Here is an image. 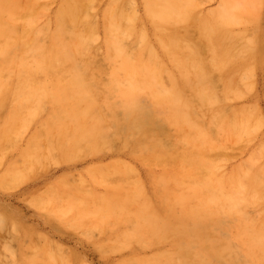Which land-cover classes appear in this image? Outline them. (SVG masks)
<instances>
[{"label": "bare ground", "instance_id": "bare-ground-1", "mask_svg": "<svg viewBox=\"0 0 264 264\" xmlns=\"http://www.w3.org/2000/svg\"><path fill=\"white\" fill-rule=\"evenodd\" d=\"M37 0H0V112L1 111H4L5 109H6V111L3 113V115L0 117V146L3 144V142H4V140L6 141V144H4L3 146H1L2 148H5V146H7V147H9L8 146V142H9V145H11L13 148L15 147V145L16 146H18V144H19V142H17L16 140H14L13 142H11L12 141V139H13V137H12V133L15 131V130H17L18 128H19V126L17 127V124L18 123H21L22 125H26L27 124V122H28V120H29V116H28V118L27 117H23L22 115H21V111H23L24 109L23 108H21V107H24L25 105L27 106L28 104V106L30 107H32L33 105H34V107L30 110V114H31V119H32V121H33V119H35V116L38 114L39 115V113L41 112V110H42V112H44L43 111V109L45 110L46 109V107H44V106H47V102L49 101V102H52L53 104H54V107H55V109H53L52 111H54L53 112V114H52V116H50L49 114H51V112L49 113V114H47L48 116H50L51 118H53L54 120H52V121H56L57 119L59 120L60 119V117H62L60 114H62L63 115V117L62 118H64V113L65 114H67V115H69V116H71L73 119H76V129H75V127L73 126V123H74V121L72 120V122H71V124H70V126L72 127V128H74L75 129V131L74 130H68V128L70 129V127H69V124H68V128H67V123H69V122H67L70 118H67L66 117V119H65V124H66V127H65V129L67 128V130L69 131L68 133H70V135H67V136H70V140H71V143H73V145L70 143V142H67V137L65 136V137H63L64 135H61V136H59V134H61V133H59V132H57V133H59L58 134V137L56 136L57 134H55V138H54V140L55 139H57L58 138V141L61 143V145L63 144L64 145V143H62L61 142V139H63L62 141H65V144H66V142L67 143H70L71 145V147L69 148V150L68 151H73V150H76L78 147H83L82 145V143H81V138L82 137H85V140H84V143H85V145H87V143H86V139L88 140V138H86L87 137V135H91V139L88 141V145L89 146H87V148H91V151L88 153L87 151V155H90V153H92V150H94V149H92V148H94L95 146H99V148L102 150L103 148H102V145H103V147L105 146L102 142H103V140L101 141L100 140V142H101V145L100 144H98L99 143V141H98V139H96L97 141L95 142V141H91L92 140V138H93V140L96 138L95 136H97V138H98V135H99V130H101L102 131V137H104L103 139H105L104 141L106 142V140H107V138H108V140L110 139L111 140V136H113V135H111L112 133L114 134L115 133V131H117V128H116V130L114 131V132H112L110 135L111 136H108L107 134H108V132L110 133L111 131H108V132H105V131H103L102 129H103V127H104V129L107 131V128H105V127H112L113 125H111L112 124V122H110V124H109V126H107V124L109 123V122H107L108 120H109V118H111L110 117V115H111V112H110V115H109V118L108 117H106V118H104L105 117V115L107 116V112H105V113H103L104 114V116L101 114L102 113V105H103V103H101V105H100V101H98L96 98H98L99 96L98 95H100V93H98V95H97V97L95 96L96 95V91L97 90H99V84H102V82H101V80H100V82L98 83V81L97 82H95V83H98L97 84V86L99 87V88H97L96 89V91H95V88H94V85L95 84H93V82L96 80V79H94V78H92V77H90V76H87V74L86 73H88L87 71H89V70H98V67H95V68H90L91 66H92V64H95V66H101V64L103 63L102 61H100L102 58H100L99 59V62L97 61V58H98V56H96L95 54H96V52L99 50V48H100V46H99V48H97V49H95V47H98L97 46V44H96V46H94V44H93V46H92V44H90V42H92L91 40H92V38H93V35H94V31L92 30V25H93V28H96L95 26H97V25H95V23H96V21L95 20H97V18L96 19H94L93 18V21H95V23L93 22V21H91V22H93L92 23V25H90V27L91 28H88L89 27V25L87 24L88 22L87 21H89L90 20V16H92L93 14H94V12H92V13H88L89 14V19H87V21L85 20V22H87L86 24H87V27H86V29H87V31H86V29H85V25L86 24H81V25H84V26H80V28L81 29H77V26H79V21H81V23L83 22V20H82V18H81V16L80 15H82V14H84V16L86 15H88V14H85L84 12H86V11H88V10H85V11H82V14H80L79 15V12H81V10H84V8L82 7V6H84L83 4H82V2L80 3V0H62V3H59V5L60 6H58V7H60V10L59 11H57V10H55V12L57 13L56 14V17H55V26L52 28V30H49V24H48V20H47V18H46V20H47V22L45 21V23L43 24L42 23V25H41V27H37V25H36V20H37V18H38V10H37V8H38V6H40L41 7V2H43L42 0H41V2H40V0L39 1H37ZM91 1V0H90ZM90 1H88V2H90ZM93 1L94 0H92V2H90V3H92V4H90L91 6L92 5H94V4H96L95 2H94V4H93ZM96 1V0H95ZM98 1V0H97ZM101 1V0H100ZM113 0H111V2H112ZM118 1H121V0H118ZM117 1V2H118ZM126 1V0H125ZM144 1V8H145V18L147 19V20H149L153 25H154V30H155V34H156V36H154V37H156V39H157V41H158V44H160V46H161V48H162V50L161 51H163V57L161 58L160 56H159V54H157V52H156V50H155V48L148 42L149 40L147 39V37H146V35H145V33L143 32V31H140V29H139V31L138 32H135V34L138 36V40H139V45L136 43V45H138V46H135L134 47V51H131L130 52V49L128 50L127 48L129 47V48H131L132 46H129L127 43H128V39H126V38H128V37H126V36H128L129 34H132V32L135 30L134 28V25H135V23H134V25L132 24V22H134V21H132L133 19H135L137 16H138V11H137V16L135 17V15L133 16V14H130V11L128 10L129 8H127L128 7V5H126L125 3H124V6H126V8H127V10L129 11H123L122 10V7L120 6V8H119V4L117 3V2H112L111 3V7H112V9L110 8H108V6L110 5V1H109V3H108V5H107V8L106 7H104V15H105V13H106V15H107V12L109 13V11H106V10H117V8L118 9H121L123 12H125V13H120L119 11L118 12H115V13H113V11H112V13H111V17L110 18H107L106 17V15H105V20L108 22H106L104 19V21H105V23L107 24L106 26H103V27H105V31L104 32H106V35L104 36V37H106V39H107V43H106V41H105V43L107 44V46H105L106 48H108V52H106V53H110V55H111V58L112 59H114V60H116V61H114V63H115V65L113 66V68H112V70H111V72H110V76L108 77V83H107V87H108V93H106V92H103L104 91V86H106L105 85V83H104V86L102 85V87L101 88H103V90H102V92H101V88H100V90H99V92H101V93H106V97H105V100L103 99L104 98V96H103V98L101 97V99L100 100H102L101 102H103V100H104V102L107 100L108 102H107V104H108V106H110V108H113V107H111V103H112V100H115V102H117V101H119V103H116V106L117 107H119L120 108V106L122 105L123 106V109H124V111H125V113L126 114H124L123 113V111H122V113H123V115L126 117H122V118H125V120H126V122H125V120L123 121L122 119H119V120H122L123 122H121L120 121V123H123L124 124V122L125 123H127V125L128 126H126V125H124V126H126L127 128L129 127L130 129H127L126 131L128 132V133H126L127 134V136L129 135V133L131 132L130 130H131V128H132V131H133V133L131 132V134H135L134 132H137L136 133V135H138L139 133H140V135H141V137H139V139H140V141L139 142H137V144L138 145H136L137 147H138V150H137V147H136V150L137 151H140L139 153H137V152H133L134 154H140V155H143V156H145V157H143V156H141V158L143 159H145L146 158V155H147V157L149 158V160H151L150 162H152V161H154V163H155V161L156 162H160V163H162V165H165V167L164 168H167V165H168V160H170V158L172 159V162L171 163H173L174 165H176V168H177V171L176 172H174V170H171L172 168H170V170L169 171H166V172H163V175H161L160 177H159V180H158V183H157V179H156V184L157 185H163L164 184V182H166V180H168V179H173L174 180V183L173 182H171L172 180H170V182L171 183H173V186H175L174 184H176V186H179V188L181 187V191L180 192H177V191H175V189H177L178 187H173V186H171V185H168L167 183L169 182V180L166 182V184H164L163 186L164 187H161V189L159 190V189H156V190H158L159 191V195L161 196V197H163L162 199L164 200H169V202L168 201H165V202H161V203H163V205L165 206V204L166 203H168V206L166 205V207H164L162 204H161V206L162 207H160L163 211H164V213L166 214L167 212L169 213H167V215H168V218L170 217V213L172 214L171 216H172V221H173V219L175 218V212L176 211H178L179 212V214H177L178 215V217H179V219L181 220V222H177V221H179V220H177L178 219V217H176L175 218V220L173 221L174 223L173 224H175V221H176V223L177 224H180V225H178L179 227H177L178 228V231H180L181 230V232H185L184 230H188V231H190V233H191V231H193V233L194 234H196V235H198L199 233H202L203 231H205V229L207 228V230L209 229V226H212V227H215V228H217L218 230H216V232H218L219 234H220V236H222L221 234H223V231H220L219 232V230L221 229V230H224L225 228H227V226H225L226 224V222L225 221H227V219H229V218H227V216L228 215H232V217H233V220H234V218L236 217V216H233V215H236V214H240V213H242L243 211H244V208H243V206L244 207H247L246 206V204H248L249 205V203H253V201L254 202H258V201H261L262 203L264 202V186H263V188L262 187H260L261 185H263L264 183H261L262 181H260V183H259V180H258V178H259V176L260 175H263L264 176V167H261V168H258V166L259 165H261V164H257V168L259 169L258 171H256L257 170V168H255V171H256V173H254V172H252V173H250V174H246V175H244V173L246 172V170L244 171V173H243V175L244 176H242V173L240 172V170L239 169H242V168H238L236 165L235 166H233V167H231L232 169V171H231V173H230V171L228 170V172H229V175H227L226 177H223V176H219L218 174H217V171H216V169H217V166L218 165H216V163H215V161H213L214 159H216V157H215V155H217V154H214L213 156H210V154L211 153H209L210 152V150H211V152H214L215 151V149H219V148H217L216 146L218 145V143H217V141H216V143L214 142V141H212V138L210 137V134H209V129L211 130V127L213 126V124L215 123V121L216 120H214V122L212 121H210L209 120V114H210V119L213 117V116H211V115H214V113L212 112V111H209V107H207V109H205L204 110V108H202L203 106L202 105H207L208 103L205 101V100H209V102H210V100H215V101H217V103H219L218 101H219V99H220V97L219 96H217V95H219L218 93L216 94V92L215 91H217V89H219V88H217L216 89V87H218V86H215L214 85V81H215V79L217 80L218 79V81H216V84H217V82H219V80H222L225 76H223V78L221 79V76H220V73L219 72H217V70L215 71V72H217V73H219L218 74V76H220V77H218L216 74H213L214 73V70H213V66H214V68H220V69H218V70H221V68H224L223 66L224 65H226L225 67L227 68V65H228V67H229V62H230V60H231V58H233L232 60H234L236 63H240V61L242 62V60H244V57H245V55H242L243 53V51L241 52V54H239L238 55V60H240V55H241V59L242 60H240V61H236L237 60V58L235 59L234 57H236V54H234L233 55V53H238V50H237V47L236 48H234L233 47V45L235 46L236 44H238V42L236 43V44H232L234 41H232V36H230V37H232V38H230V37H228V35L226 34L227 32H226V30H229L228 31V33L230 32V29H228V26H233L232 24L233 23H235V22H237V21H239L240 20V17L241 16H243V14H245V13H247V12H250V10L249 11H246L245 9H244V7L243 8H241L240 6H230V5H228V6H230V7H224L225 5H226V3H225V5L223 6L221 3H224L223 1H219L220 2V4L223 6L222 8H220L221 6H218L219 7V12L217 13V16H216V14L214 15V13H216V12H214V10L213 9H215V7H213V8H211L213 11H212V13H209L208 11H206L208 14H210V15H212V16H210V18L211 17H213V19L211 18L210 20H206V19H208V17L209 16H205V18H201V17H199L200 16V14H201V12H200V10H199V14H197L198 16H194L193 17V11H194V7H193V5H191V3H189V0H143ZM195 1V0H194ZM196 1H200V0H196ZM194 2V3H196V4H194L193 2V4L194 5H197L198 6V3L197 2ZM225 1H227V0H225ZM229 2L231 1V0H228ZM227 1V2H228ZM233 1V0H232ZM36 2V3H35ZM47 2V1H46ZM130 2H131V0H130ZM247 2H249V1H247ZM251 2V1H250ZM252 2H253V0H252ZM257 2V1H256ZM256 2H254V3H256ZM259 2V1H258ZM37 3H38V5H37ZM45 3V2H44ZM123 3V2H122ZM43 4V3H42ZM46 4V3H45ZM80 4H82V6L80 5ZM86 4V3H85ZM131 4H133V3H130V5ZM35 5H37V7L35 8ZM47 5L49 6V3L47 2ZM47 5H45L46 7H47ZM99 5V4H98ZM129 5V7H131ZM199 5H200V3H199ZM234 5V4H233ZM246 5V7H247V4H245ZM249 5H250V3H249ZM248 5V6H249ZM96 7H97V5H95ZM123 6V8H125ZM135 6H137V4H136V2H135ZM242 6V5H241ZM251 6V5H250ZM257 6H259V4L257 5ZM40 7H39V9H40ZM45 7V8H46ZM57 7V8H58ZM82 7V9L80 10V8ZM84 7H86L87 8V5H85ZM89 7V6H88ZM96 7H95V9H96ZM245 7V8H246ZM134 9H136L135 7H133ZM196 8H198V7H196ZM261 6H260V10H259V12L261 11ZM44 9V8H43ZM88 9V8H87ZM90 10H92L91 9V7L89 8ZM247 9V8H246ZM46 10H48V12H49V9H47L46 8ZM130 10H131V13L133 12V9H131L130 8ZM197 10V9H196ZM252 10V9H251ZM257 10H258V8H257ZM40 11L42 12V10L40 9ZM93 11H95V10H93ZM216 11H218L217 10V8H216ZM40 12V16H43V15H41V14H43V13H45V15L44 16H46V14H48L47 12H45V10H43V13H41ZM195 12V11H194ZM197 12V11H196ZM214 12V13H213ZM251 12H253V11H251ZM255 12V11H254ZM253 12V13H254ZM257 12V14H259L258 13V11H256ZM126 13L128 14V15H126ZM90 14H92V15H90ZM203 14V13H202ZM250 14V13H249ZM255 14V15H254ZM253 15L256 17V18H258V16H256V13H254ZM95 15L97 16V14H96V12H95ZM204 15V14H203ZM250 15H252V13L250 14ZM85 16V17H86ZM94 16V15H93ZM109 16V15H108ZM216 16V17H215ZM253 16V17H254ZM47 17V16H46ZM85 17H83V19L85 18ZM133 17H135V18H133ZM139 17V16H138ZM255 17H254V19H252L253 21H256L255 20ZM43 18V17H42ZM133 18V19H132ZM192 18V19H191ZM194 18V19H193ZM246 18V17H245ZM245 18H243L244 20H245ZM41 19V18H40ZM44 19V18H43ZM48 19H49V17H48ZM79 19V20H78ZM81 19V20H80ZM107 19H110V20H107ZM186 19H190V20H195V21H197V22H200L201 24H203L204 25V27L201 25V26H198L199 25V23H198V25H195L196 27H198V29H199V27H200V29H202L203 28V31H202V33H200V35H199V38L201 37V35L203 36V37H201L200 38V40H202V38L203 39H205L206 41H207V38H204V36L206 35H208L210 38L209 39H213L214 38V40L217 38V40H220L221 41V39L220 38H222V34L221 33H224L225 32V34L227 35H225L226 36V38L225 39H227V38H229V40L227 39V40H223L224 42V46H225V44L228 42V44L230 45V46H228V44H226V49L229 47H231V45H232V49L234 48V49H236L237 50V52H236V50H235V52L232 50V51H230V53L228 52V50H226V49H224L225 47L223 46V47H221L222 49H220V45L218 46V45H216L217 44V42H216V44H215V46L218 48L217 50H215L216 48H214V49H212L213 51L215 50V52L216 53H210L211 55H212V57H213V55H214V60H213V62H212V65L210 64V61H209V59H208V57H207V59H208V61H209V66H212L211 67V69H212V74H211V71L209 70V69H207V64H206V62H208L207 61V59H206V62L204 63V61H205V59L204 58H206L205 56L203 57V59H202V61L201 60H194L195 58H192V59H190V57H188L187 55H184V54H182L181 53V51H179V41H178V36L180 35V34H178L176 31H174V28L172 27V29L171 28H169V27H171V22H180V21H183V20H186ZM247 19V21H246V23L249 21V23H250V17H249V20H248V18H246ZM38 20H39V18H38ZM77 20H78V24L76 23L77 22ZM122 20H123V22L125 21V20H127V22L129 23V25L128 24H126L125 22H124V24H126V26L125 25H123V23H122ZM136 20V19H135ZM264 20V19H263ZM21 21V22H20ZM40 21V20H39ZM38 21V22H39ZM243 21V20H242ZM259 20H257V22H258ZM21 24H20V23ZM37 22V23H38ZM91 22L89 21V24H91ZM252 22V21H251ZM48 25H47V24ZM84 23V22H83ZM150 23V24H151ZM187 23H192L193 24V26H194V24L196 23H193V22H189V21H187ZM20 24V25H19ZM73 24V25H72ZM77 24V25H76ZM151 24V25H152ZM173 24V23H172ZM179 24V23H178ZM178 24H177V26L176 27H178ZM183 24V23H182ZM182 24H180V25H182ZM188 24V25H189ZM231 24V25H230ZM253 24V23H252ZM257 24V28L259 27L258 26V23H256ZM260 24H261V22H260ZM264 24V23H263ZM45 25V26H44ZM46 25H47V27H46ZM72 25V26H71ZM104 25V24H103ZM123 25V26H122ZM179 25V26H180ZM188 25H186L185 23H184V28H186ZM238 25H240V24H238ZM241 25H243V23L241 24ZM43 26V27H42ZM52 26H53V24H52ZM136 26V25H135ZM140 26V25H139ZM183 26V25H182ZM181 26V27H182ZM192 26V25H191ZM255 26V25H254ZM261 26H262V24H261ZM83 27H84V29L85 30H83ZM137 27V26H136ZM181 27H180V29H181ZM227 27V28H226ZM240 27V26H239ZM256 27V26H255ZM254 27V28H255ZM139 28V27H138ZM189 28H192V27H189ZM226 28V29H225ZM233 28V27H232ZM248 28V27H247ZM254 28H252V30H246L245 32H247V31H250V34L251 33H253V32H251V31H253V30H255ZM261 28V27H260ZM91 29V30H90ZM97 29V28H96ZM95 29V34L96 33H98V32H96L97 30ZM177 29V28H176ZM179 29V28H178ZM197 29V30H198ZM199 29V30H200ZM81 30V31H80ZM171 30H173V31H171ZM181 30H183V29H181ZM188 31L190 30V29H187ZM196 30V31H197ZM236 30L237 31H240V30H238L237 28H236ZM243 30V29H242ZM43 31L45 32V34H41V33H43ZM86 31V32H85ZM184 32H185V30H183ZM183 31H181V32H183ZM190 31H194V28L192 29V30H190ZM200 31V32H201ZM232 31H234V29L233 30H231V32ZM237 31H235V33L237 32ZM180 32V33H181ZM204 32V33H203ZM255 32H256V30H255ZM254 32V33H255ZM188 33H190V34H188V35H191L192 34V39L194 38L193 37V35H194V33L192 32H188ZM238 33V32H237ZM242 33H244L243 31H242ZM241 33V34H242ZM258 33V32H257ZM262 33V32H261ZM105 34V33H104ZM183 34H185V33H183ZM186 34H187V31H186ZM185 34V35H186ZM198 34H199V32H198ZM203 34H205V35H203ZM40 35V36H39ZM41 35L42 36H46V38L47 37H49V39H50V43L47 45L46 43L45 44H42V43H40L41 41H42V39H40V41H39V38L41 37ZM188 35H186V38H187V40L186 41H188ZM233 35V34H232ZM235 36V39L234 40H236V36H237V34H234ZM239 35V34H238ZM257 35V34H256ZM198 36V35H197ZM196 36V37H197ZM241 36L242 35H240V38H237V39H239L238 41H241L240 43H242V41L244 42V37H242L243 39L242 40H240L241 39ZM253 36H255L254 34H253ZM126 37V38H125ZM131 37V36H130ZM216 37V38H215ZM237 37H239V36H237ZM250 37V39H251V37H252V34H251V36H249ZM45 37L43 38V39H46ZM184 38V37H183ZM182 38V36H181V38L179 37V39H183ZM191 38V37H190ZM48 39V38H47ZM126 39V42L124 41ZM131 39V38H130ZM156 39H155V41H156ZM198 40V38H195V40ZM211 39V40H212ZM224 39V38H223ZM253 39V38H252ZM251 39V40H252ZM257 38H255V40H256ZM99 39H97V41H98ZM191 39H189V42H190V44H192L191 45V47L194 45L193 43L195 42L194 40V42L192 43L191 41H190ZM200 40H198L199 41V43H200ZM214 40H212L211 41V44L213 43V41ZM232 42H231V41ZM245 40H247V38L245 37ZM249 40V39H248ZM254 40V39H253ZM96 41V42H97ZM134 40H133V38H132V41L131 42H129V43H131V44H135L134 42H133ZM151 41V40H150ZM182 40H180V42H181ZM183 41H184V39H183ZM219 41V42H220ZM230 41V42H229ZM250 41V40H249ZM258 41H260V40H258ZM128 45V47L126 48V46H125V43ZM133 42V43H132ZM204 42V41H203ZM203 42L199 45V47L202 49V50H204V52L203 53H200V51H199V49H198V51H199V53L200 54H204L205 53V45H206V43L203 45ZM254 42V41H253ZM255 42H257V41H255ZM93 43V42H92ZM95 43V42H94ZM198 43V42H197ZM195 44V45H197V48H199L198 47V44ZM207 43H209V42H207ZM223 43L221 44V46L223 45ZM231 43V44H230ZM235 43V42H234ZM240 43L238 44L239 46H240ZM90 44V47L92 46L95 50H97L96 52H94V55H92L93 53L91 52L90 53V57H91V55H92V59H90L88 56V54H87V50L88 49H90V47L88 48V45ZM214 44V43H213ZM218 44H220V43H218ZM260 44V43H259ZM181 45H185V42L183 43V42H181V44H180V49L181 48H183V47H181ZM195 45H194V47H195ZM245 45H247V43L246 44H244V47H243V50H244V52H245V49H246V47L247 46H245ZM248 45H249V43H248ZM188 46V45H187ZM187 46H186V48H187ZM203 46H205V47H203ZM207 46L209 47V44H207ZM211 46V45H210ZM215 46H213L212 45V47H215ZM242 46H243V44H242ZM242 46H240V47H238L239 49L241 48L242 49ZM249 46H251V45H249ZM253 46H254V44H253ZM260 46V45H259ZM159 47V46H158ZM203 47V48H202ZM207 47V48H208ZM212 47H209L210 48V50H208L206 53H208L209 51H211V48ZM262 48H264L263 46H261ZM160 48V49H161ZM185 48V47H184ZM184 48H183V51H184ZM196 48V47H195ZM194 48V49H195ZM205 48V49H204ZM245 48V49H244ZM252 49L254 48V47H251ZM92 49V48H91ZM91 49H90V51H91ZM136 49V50H135ZM200 49V50H201ZM220 49V50H219ZM251 49V51H252V53L251 54H255V53H253L254 51V49L252 50ZM196 50V49H195ZM219 50V51H218ZM248 50H250L249 48H247L246 49V52H248V54H249V56L251 55L250 54V52L248 51ZM89 51V50H88ZM92 51H94V50H92ZM240 51V50H239ZM256 51V50H255ZM262 51V50H261ZM85 52H86V54L88 55H85ZM100 52V51H99ZM146 52V53H145ZM231 52H233L232 54H231ZM245 52V53H246ZM196 53H197V51H196ZM145 54H147L148 55V58H146V57H144L145 56ZM189 54H191L192 55V53H189ZM84 55V56H83ZM109 55V54H108ZM108 55H107V57H108ZM190 55V56H191ZM85 56H87V59H86V57ZM96 57V60H95V62L93 61L94 60V58ZM199 56V55H198ZM253 56H255V55H253ZM253 56L250 58L249 57V61H250V59H252L253 58ZM94 57V58H93ZM110 57V56H109ZM114 57V58H113ZM192 57V56H191ZM211 57V56H210ZM209 57V58H210ZM90 60H89V59ZM107 59V58H106ZM110 59V58H109ZM165 59H169V60H171L172 62L171 63H173V62H175L176 64V66L178 67V68H180V74H179V77H180V75H181V80H182V76L183 77H187V72H190V70H187V67L186 66H189L190 64L191 65H195L196 63H197V65H195V66H198V67H196V71H198L197 72V76H196V80L197 81H199L198 83H199V85H197V86H195L197 83H195V82H197V81H195V82H192V88H191V86H189L188 85V83L186 84V83H179V82H176V80H175V78L174 77H172V74L171 73H169L168 71L169 70H167V67H166V63H165ZM211 59V58H210ZM190 60V61H189ZM212 60V59H211ZM231 60V61H232ZM248 60V59H247ZM246 60V61H247ZM252 60H254V59H252ZM94 62V63H92V62ZM194 61L196 62V63H194ZM229 61V62H228ZM233 61V62H234ZM245 61V62H246ZM107 62V61H106ZM112 61H110V63H111ZM227 62V63H226ZM234 62V63H235ZM244 62V61H243ZM98 63V64H97ZM108 63V62H107ZM106 63V64H107ZM110 63H109V66H111L110 65ZM169 63H170V61H169ZM231 65L230 66H234L233 64H232V62L230 63ZM253 64H254V62H253ZM257 64V63H256ZM105 65V64H104ZM174 65V64H173ZM174 65V66H175ZM191 65L189 66V67H191ZM249 65H252V64H249ZM99 66V67H100ZM175 66V67H176ZM93 67V66H92ZM106 67V66H105ZM104 67V68H105ZM170 67V66H169ZM237 67H239V66H237ZM246 67L247 66H245L244 68H245V70H246ZM249 67V66H248ZM251 67V66H250ZM253 67V66H252ZM90 68V69H89ZM101 68V70L99 69V73L98 74H101V72H102V67H100ZM191 68H194V66L193 67H191ZM190 68V69H191ZM198 68V69H197ZM254 68V67H253ZM106 69V68H105ZM173 69H174V67H173ZM225 69V68H224ZM224 69H222V71L224 70ZM236 69V68H235ZM241 69H243V67H241ZM250 69V68H249ZM95 70L93 71V74H94V72H95ZM107 70V69H106ZM108 70H109V68H108ZM194 70H195V68H194ZM230 70V69H229ZM239 70H240V68H239ZM244 70V69H243ZM242 70V71H243ZM250 70H252V68L250 69ZM241 71V72H242ZM247 71H248V69H247ZM252 71H254V70H252ZM92 72V71H91ZM88 73L89 75H92V73ZM174 72H176V71H174ZM193 72H195V71H193ZM221 72V71H220ZM224 72V71H223ZM228 72V71H227ZM237 71H235V73H236ZM240 72V73H241ZM234 73V71L232 72V74ZM234 73V74H235ZM243 73V72H242ZM189 74V73H188ZM192 74V73H191ZM222 74V73H221ZM231 74V73H230ZM237 74H239L238 72H237ZM244 74H246V73H244ZM251 74H255V73H251ZM250 74V75H251ZM96 75H97V73H96ZM95 75V77H97ZM101 75H103V74H101ZM104 75H106L105 77L107 78V71H106V74H104ZM174 75V74H173ZM186 75V76H185ZM193 75H195L194 73H193ZM212 75H215V77H213ZM225 75V74H224ZM240 75V74H239ZM248 75H249V73H248ZM249 75V76H250ZM164 76H166L167 77V79L169 80V79H171L170 81V83H168V84H166L167 82L165 81V79H164ZM176 76V75H175ZM178 76V75H177ZM233 76H235V75H233ZM232 76V77H233ZM237 76V75H236ZM241 76V75H240ZM87 77L89 78V81H88V79H87ZM104 77V76H103ZM190 77V80L191 81H193L192 80V76L191 75H189L188 76V78ZM242 77V76H241ZM248 77V76H247ZM252 77V76H251ZM93 79L92 81L90 80V79ZM227 78L228 77H225V82H223V83H220V84H222L221 86H224L225 88H223V87H221L220 86V89H219V93H221V91H223L222 90V88L225 90L223 93H224V96L225 97H227L225 94L227 93L228 94V96L230 97L231 96V98L233 97L232 95H234L235 94V92H233V91H236L237 92V90L236 89H239L240 87L238 86V88H235V84H232V82L234 81H232V79H230V78H228V79H230L229 81V83L226 81L227 80ZM255 78V77H254ZM103 79V78H102ZM235 79V81H234V83H238L239 82V80L237 81V79H238V76H237V78H234ZM248 79H250V77L248 78ZM247 79V80H248ZM104 80H105V78H104ZM244 80V79H243ZM253 80V81H252ZM92 83H91V82ZM103 81V80H102ZM106 82H107V80H105ZM105 81H103V82H105ZM164 81V82H163ZM177 81H179L178 79H177ZM182 81H184V80H182ZM232 81V82H231ZM254 82V79H253V77L251 78V80H249L248 82ZM166 82V83H165ZM185 82V81H184ZM227 82V85L225 86V84L224 83H226ZM244 82H247V81H244ZM244 82H243V86L242 87H245L244 86ZM195 83V87L193 86V84ZM242 83V82H241ZM186 84V85H185ZM239 84V83H238ZM188 85V86H187ZM239 85H241V84H239ZM251 85V84H250ZM101 86V85H100ZM252 86V85H251ZM191 88V90H189V88ZM253 87V86H252ZM188 88V89H187ZM246 88V87H245ZM187 89V91L189 90V91H192L193 92V98L191 97V96H188V95H186V91H185V93H184V90H186ZM250 90V89H249ZM188 91V92H189ZM192 92H189L188 94L189 95H191L190 93H192ZM230 92L232 93V95L230 94ZM239 92V91H238ZM241 92H243V91H241ZM246 92V91H245ZM223 93H221L222 94V96H223ZM234 93V94H233ZM108 94V95H107ZM237 94V93H236ZM244 94V93H243ZM242 94V95H243ZM197 97V99L195 100L194 99V97ZM195 97V98H196ZM218 97H219V99H218ZM239 97V96H238ZM243 97V96H242ZM228 98V97H227ZM230 98V99H231ZM234 98H237V97H234ZM233 98V99H234ZM194 99V100H193ZM198 99H200V100H203L204 101V104H203V102H202V104L200 103L201 101H199ZM239 99V98H238ZM94 100H96V101H98V104H99V106H100V109H99V107L97 106L98 104H96L95 102L96 101H94ZM117 100V101H116ZM142 100H146V102L148 103L149 102V100L151 101L150 102V106L148 107H146L145 105H144V103H142ZM189 100H192V102H190ZM199 102H198V101ZM222 100V102L224 101V98L222 97L221 99H220V101ZM225 100H226V98H225ZM235 100H237V99H235ZM195 101H197L198 103H200L201 104V109H203V110H201L200 108H199V106H197V104L195 105L194 103H195ZM227 102H228V105H229V108L230 109H227L226 110V105L224 106L225 108H223L221 105H222V103H221V105L219 106V105H217L218 107H219V110L217 109V111L216 110H213V111H216V115H217V112H221V108L220 107H222V112L224 111V109L226 110V111H228V110H230V112L232 111V112H235V110L233 111V110H231V106H233L232 105V103L231 104H229L230 102V100H226ZM226 101H224L225 102V104H226ZM232 101V100H231ZM234 101V100H233ZM84 102H86V106H84L83 107V105L85 104ZM194 102V103H193ZM207 104H206V103ZM212 102V101H211ZM235 102V101H234ZM255 103L257 102L256 100L254 101ZM254 102L252 103L253 105H254ZM47 103V104H46ZM81 103H83V105H81ZM188 103V104H187ZM190 103H193V105H194V107H192L193 105L192 104H190ZM213 103V102H212ZM216 103V104H217ZM219 103V104H220ZM43 104H46V105H44L43 106ZM107 104H106V106H107ZM119 105V106H118ZM192 105V106H191ZM208 105H210L211 106V104H208ZM224 105V104H223ZM238 105V104H237ZM241 105V104H240ZM248 104H244L243 106H241V108L243 107V108H245V109H247V108H249V114H250V112L253 110V107H251V105H248ZM252 105V106H253ZM102 106V107H101ZM108 106H107V109H108ZM121 106V107H122ZM188 106H189V108H188ZM195 106H197L198 108V110L195 108ZM214 106V105H213ZM212 106V107H213ZM247 108H246V107ZM194 108V110L195 111H200V112H203V113H206L207 112V110L209 111L208 113V115H206L205 117H208L207 119H208V121H210L211 122V127L210 128H208V130H207V127H205L206 125H204V124H206V123H202L203 125H202V127H201V123H198V121H196L197 119H198V117L197 116H194V110H192V108ZM212 107H210V109L212 108ZM256 107V106H255ZM27 108V107H26ZM53 108V107H52ZM51 108V109H52ZM114 108H116L115 107V103H114ZM113 108V110H115ZM206 108V107H205ZM234 108V107H233ZM237 108V107H236ZM235 108V109H236ZM257 108V107H256ZM4 109V110H3ZM23 109V110H22ZM117 109V108H116ZM121 109V108H120ZM122 109V110H123ZM216 109V108H215ZM250 109H252L251 111H250ZM21 110V111H20ZM26 110V109H25ZM100 110V111H99ZM105 110H106V108H105ZM111 110V109H110ZM118 110V109H117ZM117 110H115L116 112H117ZM239 110V114H241V112H240V108L238 109ZM51 111V110H50ZM107 111V110H106ZM112 111V110H111ZM205 111V112H204ZM226 111H224L223 113H225L224 115H227V117H229L230 118V120H229V118H225L224 117V115L222 114V118L220 117V122H221V124L219 123V122H217V121H219V115H217L216 117H217V121H216V125L214 124V126H216V127H218L217 125L218 124H220L219 126H221V128H223V129H225L226 131H229L230 133H241V132H243V131H247V127H249L250 128V126H248V124H247V120L246 119H244V118H246V117H242V115H244L245 116V114L244 113H246V112H243L242 113V115H241V119L242 120H239L240 119V115H239V119H238V117H237V115L234 113V115H233V113H232V115L233 116H235V117H237V118H234L232 115L230 116V114H226ZM242 111V110H241ZM47 112V111H46ZM213 114H212V113ZM237 113H238V111H236ZM253 112H255L254 110H253ZM253 112H252V114H253ZM256 112H257V109H256ZM259 112V111H258ZM24 113H25V111H24ZM28 113V114H29ZM195 113H199V112H195ZM218 113V114H219ZM261 113V112H260ZM40 114H42V113H40ZM115 114H117V113H115ZM201 115H204V114H202V113H200ZM256 114V113H255ZM255 114H253L254 116H257V115H255ZM24 115V114H23ZM37 115V116H38ZM60 115V117H58ZM149 115V116H148ZM197 115H199V114H197ZM201 115H200V117H201ZM220 115H221V113H220ZM40 116V115H39ZM114 115H113V113H112V118L114 119V117H113ZM116 116H120L119 114H117ZM121 116H122V114H121ZM150 118V116H151V118H158V121H159V118H161L160 119V121L163 119L164 121H165V123H164V121H161V123L160 124H163V128L162 129H164L165 130V127H164V124L166 125V124H169V125H166V127L167 126H170V127H172L173 125L174 126H176L177 128H179V133L182 135V138H179L180 139V141L177 143H175V144H173V145H171V147L173 146V148H171L170 149V147H169V145L171 144V142L170 141H166L167 142V144H166V142L164 143V139H165V136H164V139L162 140V138H161V136H163V135H165V133L162 135V133H161V131H160V134L161 135H159V133H157V132H154V130H151V129H156V128H153L154 126H156L154 123H151V126H153V124H154V126L152 127V128H149V129H147V131H146V127H148L146 124H148V125H150L149 123L151 122V121H148V123H147V119L146 118H148V117ZM194 116V117H193ZM249 116V115H248ZM247 116V117H248ZM254 116H252L253 117V119H255L254 118ZM197 117V118H196ZM205 117H201L202 119H206ZM215 117V118H216ZM252 117H251V119H252ZM258 117V116H257ZM262 117V116H261ZM260 117V118H261ZM50 118V119H51ZM61 118V119H62ZM81 118H86V119H81ZM87 118L89 119V121H87ZM149 118H148V120H149ZM196 118V119H195ZM44 119V118H43ZM46 119V121H47V119H49V117H47V118H45ZM44 119V120H45ZM61 119H60V121H61ZM80 120V122H78L79 120ZM93 121H92V120ZM103 119H106L105 121H103ZM201 119V120H202ZM249 120V121H251V123H254L255 124V122H253L254 120ZM43 120V121H44ZM81 120H83V121H81ZM85 120V121H84ZM112 120V119H111ZM116 120V118L114 119V121ZM150 120H152V119H150ZM199 120V119H198ZM201 120H199V122L201 121ZM212 120V119H211ZM258 120V119H257ZM260 120H264V119H260ZM32 121H30L31 123L30 124H32ZM51 121V122H52ZM62 121L64 122V120L62 119ZM70 121V120H69ZM87 121V122H86ZM110 121V120H109ZM154 121V120H153ZM157 121V122H158ZM159 121V122H160ZM205 121H207V120H205ZM40 123H41V125H44L41 121H39ZM54 122H53V127H54V129H55V131H58V129H60V131H61V128L60 127H56L55 128V124L57 125V122L54 124ZM88 122H90V124H91V127H92V129L90 128V124H88ZM102 122H104L103 124H105V122H107V124H106V126H103L102 125ZM163 122V123H162ZM203 122H204V120H203ZM259 122V121H258ZM39 123V124H40ZM49 123H50V120H49ZM48 122L45 124L46 126V128L48 127V126H50V124H51V126L48 128V129H50L51 127H52V123H50L49 124ZM115 123H117V124H119V125H117V124H115V125H117V126H120L121 124L120 123H118V120H116L115 121ZM59 124V123H58ZM64 123L62 124V125H65ZM122 124V125H123ZM131 125V127H130V125ZM207 124H209L208 122H207ZM120 126L121 128V130L123 129V126ZM145 125H146V127H145ZM172 125V126H171ZM264 125V124H263ZM263 125H262V127H263ZM39 126V125H38ZM151 126H149V127H151ZM209 126H210V124H209ZM213 126V127H214ZM252 126V125H251ZM24 127V126H23ZM26 127H27V125H26ZM41 127H43V126H41ZM41 127H36L35 129H41ZM62 128H63V126H61ZM114 127H116V126H113V129H115ZM159 127H161V126H159ZM158 127V128H159ZM216 127L214 128V130H216L217 132H218V135H220V130L219 129H216ZM259 127V126H258ZM21 128V127H20ZM71 128V129H72ZM157 128V129H158ZM168 128V127H167ZM173 128V127H172ZM172 128H170V129H172ZM38 129H37V131H38ZM43 129V128H42ZM45 129V128H44ZM52 129V128H51ZM53 129V130H54ZM57 129V130H56ZM99 129V130H98ZM109 129H111L112 130V128H109ZM119 128H118V130H119V133H120V130ZM156 129V130H157ZM169 129V131H175V128H174V130L172 129V130H170ZM180 129H181V131H180ZM183 129L184 130H186L185 132L186 133H184L183 132ZM26 130H28L27 128H26ZM53 130H47V132L48 131H53ZM64 128L62 129V131L61 132H63V134H66L64 131ZM90 130H92L91 132H90ZM98 130V135L96 134V131ZM150 130V131H149ZM219 130V131H218ZM222 130V129H221ZM249 130V129H248ZM21 131H22V128H21ZM55 131H53V132H55ZM124 131H125V128H124ZM212 131V130H211ZM210 131V132H211ZM216 131H214V132H212V134L213 133H215ZM223 132H224V130H222ZM250 132H251V130H249ZM19 132H20V130H19ZM34 132H36V130L34 131ZM41 132V131H40ZM53 132H52V134H53ZM159 132V131H158ZM168 132V130L166 131V133ZM217 132H216V134H217ZM253 132V131H252ZM252 132H251V134H252ZM42 133V132H41ZM44 133H45V131H44ZM103 133H104V135H103ZM116 133H118V132H116ZM122 133V132H121ZM121 133H120V135H121ZM225 133H228V132H224V134H223V139H224V137L226 138V136H228V135H226V136H224L225 135ZM246 133V132H245ZM15 134V133H14ZM38 133H34V135H30V140H31V138L33 139V137L35 136V135H37ZM52 134H50V137H52ZM229 134V133H228ZM244 134V133H243ZM261 134V133H260ZM23 134H22V132H21V135H19V137L20 136H22ZM39 135V134H38ZM37 135V136H38ZM168 135V134H167ZM170 135H172V134H170ZM173 135H174V132H173ZM230 135V134H229ZM232 135H233V137H234V134H231L230 135V137H232ZM237 135V134H236ZM253 135H256V134H253ZM13 136H15L16 137V135H13ZM18 136V135H17ZM39 136H41V134L39 135ZM43 136H45V134L43 135ZM46 136H49V133H48V135L46 134ZM88 136V137H89ZM122 136V135H121ZM124 136V135H123ZM127 136H125V137H127ZM132 136V137H131ZM130 137L132 138H130L131 140H133V138L135 137V135H134V137H133V135H131ZM169 136V135H168ZM168 136L166 137L167 138V140H168ZM213 136V135H212ZM264 136V135H263ZM23 137V136H22ZM36 137V136H35ZM60 137V138H59ZM117 136H115V138H116ZM119 137V136H118ZM117 137V142L120 140L119 138H121V137H119L118 138ZM124 137V138H125ZM136 137H138V136H136ZM172 137V136H171ZM179 137H180V135H179ZM220 137H222V135L220 136ZM248 137V139H250V138H252L253 140H255L254 139V137H252V135H251V137L248 135H246V138ZM250 137V138H249ZM262 137V136H261ZM9 138H12L11 140L9 139ZM41 138H42V136H41ZM45 138V137H44ZM100 138H101V136H100ZM239 138V137H238ZM4 139V140H3ZM7 139H9V141L7 140ZM20 139H22L21 137H20ZM35 139V138H34ZM46 139V138H45ZM47 139H48V137H47ZM50 140H48V141H51V138H49ZM68 139V140H69ZM84 139V138H83ZM102 139V138H101ZM119 139V140H118ZM126 139V138H125ZM124 139V140H125ZM127 139H128V137H127ZM130 139H128V140H130ZM169 139H170V136H169ZM222 139V138H221ZM222 139V140H223ZM230 139H232L231 141H233L234 139L233 138H229V137H227V141H226V139L224 140L225 141V144H226V142H228V144L230 143ZM237 138H235V141H233L234 143H237V140H236ZM244 139V138H243ZM248 139H244L245 141L246 140H248ZM262 139V138H261ZM264 139V138H263ZM262 139V143L264 142V140ZM3 140V141H2ZM29 140V139H28ZM29 140V142L28 143H30V145H32L31 143L33 142V141H30ZM35 140H37V139H35ZM34 140V141H35ZM54 140H52V141H54ZM79 140H81V141H79ZM109 140V141H110ZM115 140V139H114ZM123 140V139H122ZM130 140V141H131ZM135 140V139H134ZM166 140V139H165ZM258 140V139H257ZM8 141V142H7ZM16 141V142H15ZM42 142H45V141H43V139L41 140ZM40 141V143L39 144H41L42 142ZM47 141V142H48ZM50 142L51 144L53 143V142ZM57 141V140H56ZM57 141V142H58ZM79 141V142H78ZM93 142V143H91V142ZM112 141V140H111ZM127 141V140H126ZM138 141V140H137ZM172 141V140H171ZM1 142H2V144H1ZM12 144H11V143ZM37 142V141H36ZM59 142H58V145L61 147V149L63 148L60 144H59ZM76 142H78V143H76ZM98 142V143H97ZM113 142V141H112ZM122 142V141H121ZM124 142V141H123ZM168 142H170L169 144H168ZM185 142H189L190 143V147H192V148H190L189 147V143H188V145H184L185 147H187L186 149L184 148V146H183V144H185ZM238 142H239V140H238ZM13 143H18V144H15V145H13ZM56 142L54 141V144L53 145H56V147L57 148H59L60 149V147H58V145H57V143L55 144ZM75 143H76V145H75ZM95 143H97V145H95ZM115 143H116V141H115ZM119 143V142H118ZM124 143H126V142H124ZM174 143V142H173ZM260 143V142H259ZM261 143V144H262ZM36 144V143H35ZM77 144H82L81 146L79 145L78 147H74V149H71L73 146H77ZM109 144V143H108ZM108 144H106V145H108ZM111 144H113V143H110L109 145H111ZM117 144V143H116ZM136 144V143H135ZM227 144V145H228ZM230 144H232V143H230ZM25 146H26V143L24 144ZM47 145H50L49 144V142H48V144ZM92 145V146H91ZM227 145H224V146H226L227 148H229ZM260 145V144H259ZM263 145H264V143H263ZM28 146H29V144H28ZM28 146H26V148H28ZM35 146H37V145H35ZM35 146L34 147H32V148H35ZM39 146V145H38ZM41 146H42V144H41ZM94 146V147H93ZM101 146V147H100ZM115 147V145H112V147ZM127 146H128V143H127ZM134 146V145H133ZM168 146V147H167ZM213 146H215L214 148H213ZM221 146V145H220ZM219 146V147H220ZM223 145H222V147L223 148H220L219 150H221V151H224V147ZM1 147H0V149H1ZM55 147V146H54ZM66 147H67V145H65V147H64V149L63 150H65L66 149ZM86 147V146H85ZM111 147V146H110ZM111 147V148H112ZM124 147H125V145H124ZM135 147V146H134ZM256 147H257V145H256ZM259 148H260V146H258ZM257 147V148H258ZM264 147V146H263ZM25 148V147H24ZM23 148V149H24ZM25 148V149H26ZM36 148H40V147H36ZM35 148V150H37ZM44 148V146H42V149ZM50 148H53V147H51V145L49 146V149L48 150H50L51 151V149ZM57 148H53V149H56V152L58 153V149ZM98 147H96V149H99ZM240 149H241V145H240V147H239ZM245 147L243 146V149H244ZM257 148H253V149H256L257 150ZM258 148V149H259ZM11 150V148H7V150L6 151H4V152H6V154H4V152H1V154L3 153V155H4V157L7 155V151L8 150ZM29 149V148H28ZM71 149V150H70ZM82 149V148H81ZM96 149L94 150L95 152H96ZM107 149H109L108 148V146H107V148L106 149H104L105 151H107ZM119 149V148H118ZM140 149V150H139ZM214 149V151H212ZM243 149H241V151L243 150ZM2 150V149H1ZM5 150V149H4ZM15 150V149H14ZM20 150H22V149H20ZM27 150V149H26ZM44 150L46 151L47 149H46V145H45V148H44ZM44 150H42V151H44ZM90 150V149H89ZM101 151V153H103V152H105V151ZM112 150H114V149H111V151ZM135 150V149H134ZM143 150V152L146 154H141V151ZM228 150V149H227ZM227 150H226V152H227ZM256 150H253V151H256ZM261 150V149H260ZM29 151V150H28ZM31 151H32V149H31ZM42 151H40V150H38V152H41L42 153ZM49 151V152H50ZM60 151V150H59ZM62 151V150H61ZM79 151V150H78ZM82 151H83V154H82V152H81V155H83V156H81V158H83V157H85L86 158V154H85V151H84V148L82 149ZM98 151V150H97ZM109 151V150H108ZM252 151V150H251ZM250 151V152H251ZM264 151V150H263ZM9 152V151H8ZM26 152V151H25ZM30 152V151H29ZM28 152V153H29ZM35 153V151H32V153ZM38 152H37V154H38ZM47 152V151H46ZM52 152V151H51ZM55 152V151H54ZM53 152V155L52 156H54V157H56V159L58 160V157L59 156H63V153H61L60 152V154L59 155H57L56 156V152L54 153ZM64 152V154L66 153V155H68L67 157H65V159L67 160V161H69V159L71 158L70 156L72 155L73 157L71 158V160L72 159H74L75 160V158L76 159H80L76 154H77V152L76 151H73L72 153L73 154H71L70 156H69V153L67 154V151H63ZM95 152H94V154H95ZM216 153H217V151H215ZM225 152V151H224ZM261 152V151H260ZM18 153V152H17ZM19 153H22V157H21V155H20V158L22 159H24V155H26V154H23V152H20L19 151ZM41 153H39L38 155H40ZM75 153V154H74ZM79 153V152H78ZM98 153H100L99 151H98ZM100 153V154H101ZM132 153V152H131ZM219 153V152H218ZM229 153V152H228ZM228 153H227V155H228ZM231 153V152H230ZM257 153V152H256ZM255 152H253V154L251 153V155H253V156H255V154H256ZM1 154H0V156H1ZM36 154V153H35ZM46 153H42V156H44ZM50 154H52V153H50ZM50 154H47V156L49 155V157H46V158H49V160L51 159L50 158ZM55 154V155H54ZM93 154V153H92ZM222 157L221 158H223V160L225 159L226 161H228L229 159H230V156L229 157H227V155L225 156L224 155V153L222 154V153H219ZM258 154V153H257ZM256 154V155H257ZM260 154V153H259ZM28 155H33V154H28ZM28 155H26V156H28ZM37 155V156H38ZM77 156V157H75L74 158V156ZM79 155V154H78ZM85 155V156H84ZM231 155V154H230ZM263 155V154H262ZM8 157H9V155H7ZM17 156V155H16ZM25 156V157H26ZM34 156V155H33ZM32 156V157H33ZM41 156V155H40ZM39 156V157H40ZM65 156V155H64ZM64 156L63 157H59V158H64ZM224 156V157H223ZM231 156H233V154L231 155ZM237 156H238V154H237ZM261 156V155H260ZM259 156V157H260ZM264 156V155H263ZM4 157H0L1 158V160H3L2 158H4ZM18 157V156H17ZM31 157V158H32ZM35 157H36V155H35ZM39 157H37V159H39ZM69 157V158H68ZM88 157V156H87ZM139 158H140V156H138ZM211 157H215L214 159L213 158H211ZM219 156L217 155V158H218ZM228 158V160H227V158ZM234 157H235V154H234ZM234 157H233V159H234ZM249 157V156H248ZM257 157V156H256ZM27 158V157H26ZM30 158V159H31ZM68 158V159H67ZM140 158V159H141ZM5 159V158H4ZM23 159H22V161H23ZM36 159V160H37ZM42 158H40V160H41ZM43 159H45L44 157H43ZM42 159V160H43ZM54 159V158H53ZM55 159V160H56ZM84 159V158H83ZM139 159V160H140ZM142 159H141V161H142ZM259 159V158H258ZM262 160H263V158H261ZM27 160V159H26ZM25 159H24V161H23V163H28V167L31 165L30 164V162L29 161H27V162H25L26 161ZM28 160H29V158H28ZM39 160V161H40ZM60 160V159H59ZM70 160V161H71ZM149 160H144V161H146V163H147V161H149ZM219 160V159H218ZM231 160V159H230ZM248 160V159H247ZM260 160V159H259ZM4 161V160H3ZM13 161V160H12ZM31 161V160H30ZM32 161H33V158H32ZM46 161H47V159H46ZM54 161V160H53ZM63 161V160H62ZM62 161H60V162H62ZM117 160H115V162H116ZM120 161V160H119ZM124 161V160H123ZM123 161H121V162H123ZM143 161V162H144ZM225 161V162H226ZM237 161V160H236ZM243 161V163H242V165H248V166H250L251 164L249 163H245L244 162V159L242 160ZM246 161V160H245ZM248 161H250V160H248ZM261 161V160H260ZM11 162V161H10ZM10 162H6V163H8L9 164V167H11L10 166ZM14 162H16V158L14 159ZM48 162H51L52 163V161H47V162H45V163H47V165H48ZM57 162H59V161H57ZM114 161H112V163H113ZM120 162V163H121ZM125 162H126V160H125ZM142 162V163H143ZM259 162V161H258ZM257 162V163H258ZM264 162V161H263ZM17 163H19V161L17 162ZM17 163H14L13 164V166L12 167H14L13 168V170L15 171V169L17 168V166H15ZM22 163V162H21ZM23 163H22V166H23ZM33 163L35 164V162L33 161ZM41 163V162H40ZM44 163V164H45ZM51 163H49L50 165H51ZM54 164H55V162H53ZM52 163V164H53ZM110 162H108L106 165H110L109 164ZM129 163V162H128ZM139 163H140V161H139ZM145 163V162H144ZM143 163V164H144ZM149 163V162H148ZM153 163V162H152ZM170 163V162H169ZM245 163V164H244ZM4 164V163H3ZM33 164V165H34ZM39 164V163H38ZM124 164V163H123ZM127 164V163H126ZM173 164H172V167H173ZM217 164H220V163H217ZM234 164H235V162H234ZM33 165L32 166H30L29 168H34L33 169V171H34V176H35V173H40L39 171H42V169L43 168H46V165H44L42 168L41 167H39L38 165H36V166H38L37 167V172H36V169H35V166L33 167ZM43 165V164H42ZM97 165H98V168H96L97 167ZM96 165V167H90V168H94V170H99L100 168H101V166L104 168V165H102V163L101 164H97ZM100 165V166H99ZM113 166L114 165H118L119 166V164L116 162V164L114 163V164H112ZM130 165H131V163H130ZM133 165V164H132ZM131 165V166H132ZM146 165V164H145ZM148 165V164H147ZM152 165V164H151ZM156 165H157V163H156ZM221 165V164H220ZM238 165L240 166V164H239V162H238ZM256 165V164H255ZM8 166V165H7ZM7 166L5 167V169L7 168ZM20 166V167H19ZM20 164L18 165V168H20L22 171H24L23 169L26 167L27 169H29L28 167H27V164L25 165V167L22 169L21 167H22ZM40 166H41V164H40ZM49 166V165H48ZM122 166V165H121ZM150 166V165H149ZM159 166V165H158ZM158 166H156V167H158ZM161 166V165H160ZM221 166H223V165H221ZM221 166H219V167H221ZM226 166V165H225ZM230 166H232V165H230ZM254 166V165H253ZM108 168H109V166H107ZM107 167L106 168H104V169H107ZM120 167V166H119ZM123 167V166H122ZM126 167V166H125ZM148 167V166H147ZM154 167H155V165H154ZM162 167V168H163ZM244 167V166H243ZM251 167H252V165H251ZM255 167V166H254ZM253 167V168H254ZM38 168H41V169H38ZM88 168V167H87ZM87 168H86V170H87ZM96 168V169H95ZM127 168H128V166H127ZM160 168V167H159ZM163 168V169H164ZM223 168V167H222ZM230 168V167H229ZM245 168V167H244ZM243 168V169H244ZM0 169H1V167H0ZM20 169H17V170H19V172H21V175H22V177H24V178H22L23 180L25 179V175L27 174V171L25 172H22V171H20ZM47 169V168H46ZM89 169V168H88ZM102 169V168H101ZM110 169V168H109ZM111 169H112V167H111ZM135 170H136V168H134ZM145 169H146V166H145ZM157 169V168H156ZM161 169V168H160ZM175 169V168H174ZM221 169V168H220ZM246 169V168H245ZM3 170V169H2ZM12 170V169H11ZM45 169H43V171H44ZM93 170V171H94ZM119 170L122 172V170L119 168ZM134 170V171H135ZM153 170H155V168L153 169ZM162 170V169H161ZM30 171V170H29ZM29 171H28V174H29ZM33 171L32 172H30V175H31V173H33ZM87 171L89 172V173H87ZM86 171V173H87V175L89 174V176L91 177V174H90V171L89 170H87ZM106 171V170H105ZM111 172H112V170H110ZM109 171V172H110ZM119 171V172H120ZM128 171V170H127ZM127 171L125 172L124 171V173L125 174H123V175H126V174H128L127 173ZM134 171H132V172H134ZM218 171H219V169H218ZM224 171V170H223ZM251 171H252V169H251ZM0 172H2L1 170H0ZM8 173H6V175H8V174H10V172H12V171H7ZM92 172V171H91ZM96 172V171H95ZM99 172V171H98ZM118 172V173H119ZM132 172H130L129 174H131L132 175ZM138 172V171H137ZM150 172H152V170H150L149 171V173ZM155 171H153V173H154ZM160 172V171H159ZM3 173H5V172H3ZM14 173V172H13ZM23 173H26L25 175L23 174ZM75 173V172H74ZM94 173V172H93ZM92 173V174H93ZM136 173V172H135ZM139 173V172H138ZM148 173V174H149ZM219 173H220V171H219ZM224 172H222V174H223ZM42 174V173H41ZM79 173L77 172L75 175H73V173H69V175L70 176H72V177H69V178H72L71 180H73V177H74V179L75 178H77V180L79 181V178L80 177H77V175H78ZM99 173H96V175L99 177V175H98ZM104 173L102 172V175H103ZM106 174V173H105ZM107 174H109L108 172H107ZM112 174H115V173H112ZM159 174H162V172L161 173H157V175H159ZM259 174V175H258ZM3 175V174H2ZM6 175H3V177L5 176L6 178L8 177V176H10V175H8V176H6ZM24 175V176H23ZM27 175L26 176V179L27 180H29V179H31V178H34V177H31V176H33V175ZM39 175V174H38ZM66 176L68 175V174H65ZM94 175H95V173H94ZM119 175V174H118ZM118 175H117V178H118ZM121 175V174H120ZM122 175V176H123ZM131 175H129V176H131ZM29 176V177H28ZM76 176V177H75ZM79 176V175H78ZM82 176V175H81ZM109 176V175H108ZM111 176V175H110ZM113 176V175H112ZM121 176V177H122ZM128 176V175H127ZM128 176V178H130ZM139 175H137L136 177H138ZM150 176H152L153 177V175L152 174H150ZM263 176H260V177H262L263 178ZM0 177H1V175H0ZM4 177V178H5ZM15 178L14 179H16V176H14ZM83 177V176H82ZM96 177V176H95ZM94 177V178H95ZM135 177V179H137ZM155 177V176H154ZM157 176H156V178H158ZM20 178V177H19ZM20 178V179H21ZM64 179H65V177H63ZM63 178H61V179H63ZM92 178V177H91ZM90 178V179H91ZM103 178H105L104 176H103ZM107 178H110V177H107ZM123 178V177H122ZM121 178V179H122ZM131 178H132V176H131ZM21 179V182L23 181ZM26 179H25V181H26ZM68 178L66 177V180H67ZM81 179V178H80ZM83 179V178H82ZM81 179V180H82ZM85 179V178H84ZM89 179V180H90ZM93 179V178H92ZM92 179H91V181H92ZM125 179H126V181H127V178L125 177ZM139 179V178H138ZM151 179V181H153L152 179H154V178H150ZM259 179H261V178H259ZM1 181H2V178L0 179ZM8 180V179H7ZM99 180V179H98ZM102 180V179H101ZM101 180H99V181H101ZM114 180V179H113ZM261 180H264V178L263 179H261ZM20 181V180H19ZM18 181V182H19ZM68 181H69V179H68ZM84 181H86V180H84ZM102 181H104V180H102ZM122 181V180H121ZM125 181V180H124ZM125 181V182H126ZM131 181L132 182H134L132 179H131ZM138 181V180H137ZM137 181H136V183H137ZM142 181V180H141ZM149 181V180H148ZM7 182V181H6ZM21 182H19L18 184H20ZM24 182V181H23ZM58 182H60V186H61V184H62V186H63V184H64V182H65V180L61 183V181H58ZM75 183H79V182H76V181H74ZM74 182H73V185H75L74 184ZM81 182V181H80ZM89 182V181H88ZM87 182V183H88ZM93 182V181H92ZM123 182V181H122ZM121 182V184H119V189H121L122 190V188H121V186L122 187H124V185H123V183ZM132 182H129V186H127L125 183V186L126 187H129L130 188V190H128L129 192L132 190L131 189V187H130V183H132ZM154 181H153V183H155ZM160 182V183H159ZM169 182V183H170ZM3 183V182H2ZM10 183H12L11 181H10ZM68 183V182H67ZM66 182H65V184L68 186H66L69 190H70V192H72V194H74L76 191V189H74L75 188V186L73 187V185L71 184V182L69 181V184H67ZM83 183V182H82ZM87 183H85V186H86V184ZM116 183V182H115ZM117 183H118V181H117ZM138 183H140V182H138ZM152 183V184H153ZM162 183V184H161ZM4 184H5V182H4ZM17 184V185H18ZM151 184V183H150ZM149 184V185H150ZM261 184V185H260ZM16 185V186H17ZM72 185V186H71ZM102 185L104 186V182L102 183ZM114 185V184H113ZM118 185V184H117ZM121 185V186H120ZM138 185V184H137ZM137 185H135V186H137ZM140 185H141V183H140ZM154 185V184H153ZM5 186H6V184H5ZM15 185H14V187H16ZM48 186H52V185H47V187ZM71 186V187H70ZM76 186H78V185H76ZM94 186V185H93ZM101 186V185H100ZM111 186V185H110ZM110 186H108V187H110ZM133 187H134V185H132ZM144 186V185H143ZM143 186H141V189H142V187ZM159 186V187H160ZM7 188L9 187V185L8 186H6ZM45 187V186H44ZM43 187V188H44ZM50 187H48L47 189H48V192H50L49 190V188ZM72 188L73 187V189L71 190L70 188ZM84 187V185L81 187V186H79V188L81 189V188H83ZM107 187V188H108ZM111 187H113V186H111ZM111 187H110V189H111ZM115 187V186H114ZM132 187V188H133ZM138 187V186H137ZM154 187V186H153ZM11 188V187H10ZM52 189H51V191H53V187H51ZM61 188V187H60ZM63 188V187H62ZM84 188H87V186L86 187H84ZM100 188V187H99ZM125 188V187H124ZM136 188V187H135ZM179 188H178V190H179ZM2 189H3V187H2ZM9 189V188H8ZM88 189H89V186H88ZM88 189H87V191H88ZM117 189L118 188H116V191H117ZM118 189V190H119ZM140 189V188H139ZM138 189V192L139 191H143L144 192V190H139ZM144 189H145V187H144ZM263 189V190H262ZM38 190V189H37ZM42 190V189H41ZM45 190V189H44ZM54 190H56V188L54 189ZM63 190H65V189H63ZM62 189L60 190L61 191V193L63 192V196L65 195L64 193H68V191L67 192H65V191H63ZM78 190V189H77ZM82 190V189H81ZM84 191H85V189H83ZM82 190V191H83ZM90 190H92V189H90ZM89 190V191H90ZM104 190V192H105V189H103ZM126 190V189H125ZM146 190V189H145ZM47 191V190H46ZM45 191V192H46ZM58 191V190H57ZM59 191V192H60ZM83 191V192H84ZM136 191V190H135ZM56 192V191H55ZM54 192V193H55ZM58 192V193H59ZM91 193H93V191H90ZM95 192V191H94ZM103 192V193H104ZM113 192L114 191H112V196L113 197H116V196H118V194L116 195L115 193V195L113 194ZM118 192V191H117ZM122 192V191H121ZM129 192H127V194L129 193ZM134 192V191H133ZM142 192V193H143ZM146 192V191H145ZM154 192V191H153ZM153 192H151L152 194H153ZM33 193V192H32ZM35 193V192H34ZM33 193V194H34ZM54 193H52V194H54ZM125 193V192H124ZM137 192H135V194H136ZM147 193V192H146ZM146 193H144V195H146ZM41 194H43V193H41ZM40 194V195H41ZM47 194H49V193H46L45 195L43 194V196H45L46 197V195ZM51 194V193H50ZM49 194V195H50ZM68 194H70V193H68ZM68 194H67V196H68ZM76 194V195H75ZM74 195L77 197V194L79 195V193L78 192H76ZM81 194V193H80ZM126 194V195H127ZM151 194V195H152ZM158 194V192L155 194V195H157ZM32 195V194H31ZM30 195V196H31ZM36 195V194H35ZM86 195H88V194H86ZM92 194H90V196H91ZM94 195H95V193H94ZM94 195H92V196H94ZM97 195V194H96ZM95 195V196H96ZM99 195V194H98ZM97 195V196H98ZM131 195V194H130ZM139 195H142V199H143V197H144V195L143 194H141V192L139 193ZM138 195V196H139ZM150 195V194H149ZM158 195V196H159ZM38 196V195H37ZM56 196V195H55ZM54 196V197H55ZM61 196V195H60ZM59 196V197H60ZM80 196H84V195H80ZM90 196H87V197H85V198H87V199H89V202H93V200L96 202V200L97 199H99L100 200V198H99V196L97 197V199H96V197H93V199H90L91 197ZM101 196H103V194L101 195ZM100 196V197H101ZM121 196H122V193H121ZM120 195L118 196L119 198L121 197ZM134 196V195H133ZM159 196V197H160ZM33 197V196H32ZM39 197V196H38ZM41 198H42V196H40ZM47 197H49L48 195H47ZM46 197V198H47ZM58 197V196H57ZM69 197H70V195H69ZM89 197V198H88ZM132 197V196H131ZM136 197V196H135ZM134 197V199H141V196L139 197V198H135ZM146 197V196H145ZM144 197V198H145ZM152 197V196H151ZM46 198H44L45 199V201H46ZM66 198V197H65ZM64 198V199H65ZM68 198V197H67ZM71 198H73V197H71ZM75 198V197H74ZM84 198V199H85ZM96 200H95V199ZM117 198V197H116ZM116 198H114V199H116ZM118 198V199H119ZM32 199V198H31ZM38 199V198H37ZM36 199V200H37ZM55 199V198H54ZM61 198H59V199H57V200H60ZM76 199V198H75ZM75 199H73V200H75ZM79 199V198H78ZM82 199V198H81ZM101 199H105L104 197H102ZM122 199V198H121ZM124 199H125V197H124ZM127 199H128V197H127ZM129 199H131V198H129ZM141 199V200H142ZM152 199V198H151ZM150 199V197L149 198H147V200H146V198H145V200L148 202V200H151ZM158 199V198H157ZM48 200V199H47ZM50 200L52 201L53 199L52 198H50ZM57 200L55 201V202H57ZM62 200V199H61ZM107 200V199H106ZM135 200V201H136ZM141 200H139V202L140 203H144L143 202V200H142V202H141ZM160 200L161 199H159V202H160ZM39 201V200H38ZM44 201V202H45ZM66 201V200H65ZM62 202V201H60V202H62V206H65L67 203V201L66 202ZM85 201V200H84ZM83 201V202H84ZM108 201V200H107ZM117 201V200H116ZM125 201V200H124ZM152 201H154V200H152ZM157 201V200H156ZM32 202V201H31ZM37 202V201H36ZM52 202H54V201H52ZM54 202V203H55ZM68 202H69V200H68ZM95 202H93V203H95ZM103 202V201H102ZM104 202H105V200H104ZM109 202V201H108ZM113 202V201H112ZM118 202V201H117ZM120 202H122V200H120ZM119 202V203H120ZM132 202H133V200H132ZM131 201H129V203H132ZM33 203V202H32ZM38 203V202H37ZM36 203V204H37ZM47 203V202H46ZM59 203V202H58ZM63 203H66L65 205L63 204ZM73 203V202H72ZM77 204H79V201L78 202H76ZM74 204L75 206L77 205V204ZM84 203H86V201L84 202ZM92 203V204H93ZM118 203V204H119ZM128 202H126V207H127V204ZM138 203V202H137ZM146 203V202H145ZM149 203H150V201H149ZM165 203V204H164ZM262 203H260V204H262ZM40 204V203H39ZM49 204H53V203H49ZM90 203H88L87 204V207H91L92 208V204L91 205H89ZM98 204H100V201H99V203ZM103 204H105V203H102V205ZM110 204H111V202H110ZM113 204H114V202H113ZM112 204V205H113ZM139 204V203H138ZM137 204V205H138ZM153 204H155V203H153ZM152 203H150V205H153ZM258 204H259V202H258ZM95 206H96V204H94ZM101 205V204H100ZM102 205H101V207H102ZM124 205H125V203H124ZM134 205V202H133V204L131 205V206H133ZM135 205H136V203H135ZM134 205V206H135ZM136 205V206H137ZM143 206L144 204H140V206ZM149 205V204H148ZM147 205V206H148ZM252 205H255V204H252ZM264 205V204H263ZM56 206H58V204H56ZM60 206V205H59ZM59 206L57 207L58 209H59V211H58V214H59V212L60 211H63L64 212V214L66 213V211H64L65 209L63 208V207H61V208H59ZM67 206V205H66ZM69 206V205H68ZM72 206V205H71ZM84 206V204H82V206L81 207H83ZM98 206V205H97ZM128 206H130V205H128ZM130 206V208H129V210L131 209L132 210V208L133 207H131ZM135 206V207H136ZM140 206H137L138 207V209H139V207ZM141 206V207H142ZM259 205H257L256 204V207H258ZM35 208H40L41 206L40 205H38L37 207L36 206H34ZM49 207H50V205H49ZM76 207H80V206H76ZM75 207V208H76ZM80 207V208H81ZM94 207V206H93ZM104 207H106V206H104ZM112 207V206H111ZM116 206H115V204H114V208H115ZM125 207V208H126ZM140 207V208H141ZM151 207V206H150ZM156 207V206H155ZM154 207V208H155ZM159 207V206H158ZM158 207H157V210H158ZM41 208H43V207H41ZM44 208H48V207H46V205H44ZM52 208V207H51ZM64 209V210H60V209ZM73 208V207H72ZM96 208L97 207H94V210H96ZM142 208H145V206L144 207H142ZM141 208V209H142ZM149 208V207H148ZM148 208H147V210H148ZM177 208V209H176ZM248 208V207H247ZM252 208V207H251ZM84 210L86 209V208H83ZM109 209V208H108ZM156 209V208H155ZM155 209H154V211H155ZM160 209V210H161ZM165 209H167V212H165L166 210ZM175 209H176V211H175ZM249 209V208H248ZM253 210H254V206H253V208H252ZM257 209V208H256ZM255 209V210H256ZM260 209V208H259ZM262 209H263V207H262ZM72 210H74V208L73 209H71V211ZM77 209H75V211H76ZM82 210V209H81ZM83 210V211H84ZM92 210V209H91ZM90 209H88V211H91ZM98 210V209H97ZM103 210H105V209H103ZM107 210V209H106ZM110 210V209H109ZM116 211H117V209H115ZM114 210V211H115ZM128 210V211H129ZM134 210V213H135V210H137L136 208L135 209H133ZM146 209H145V211H143V213L144 212H146L147 211ZM150 210H152V207L150 208ZM161 210V211H162ZM254 210V211H255ZM264 210V209H263ZM263 210H261V212L263 211ZM49 211H52V210H49ZM55 211V210H54ZM78 211V210H77ZM74 212L73 211V213H78V212ZM99 211V210H98ZM127 211V210H126ZM175 211V212H174ZM246 211H247V209H246ZM260 211V210H259ZM258 211V212H259ZM56 212H57V210H56ZM86 212H87V210H86ZM120 212L121 211H119V215H120ZM139 212V211H138ZM148 213H146L147 215H148V219L150 220V213H151V211H147ZM178 212H176V213H178ZM245 212V211H244ZM248 213H250L251 211H247ZM256 212V211H255ZM261 212H259L260 214H261ZM108 213V212H107ZM125 213V211H122L121 212V215L122 214H124ZM127 213H129V214H124L123 216V218H121V216L119 217V218H121V220L119 221V219H118V221L117 220H115V219H117V215L115 216V214H118V211H117V213L115 212V214H114V216H115V218H114V216L113 215H111V220H112V216H113V221H117L116 223V226L118 225V222H123V220H124V222L126 223V221H127V217H128V219H129V221H131L130 219V212H127ZM136 213H137V211H136ZM136 213H135V215L133 216V219L132 220H136L137 219V222H139V220H138V216L139 215H137V217H136V219H134L135 218V216H136ZM154 213V212H153ZM156 214L158 213V212H155ZM174 213V214H173ZM248 213H246L245 212V214H247V215H249V217H250V214H248ZM263 213H264V211H263ZM53 214V213H52ZM61 214V213H60ZM59 214V215H60ZM78 214H80V213H78ZM78 214H76L77 216H79ZM101 214V213H100ZM112 214V213H111ZM138 214V213H137ZM140 214V213H139ZM159 214V216H162V218L163 217H165L164 216V214L163 215H160V213H158ZM157 214V215H158ZM260 214H259V217H260ZM67 215H69V213L67 214ZM143 216L145 215V213L144 214H142ZM141 214H140V216H142ZM167 215H166V217L165 218H167ZM227 215V216H226ZM244 215V214H243ZM3 216V215H2ZM1 215H0V218L2 217ZM5 216V215H4ZM3 216V217H4ZM64 217H62V219L63 218H65L66 216L65 215H63ZM73 216H75V215H73ZM76 216V217H77ZM80 216H82L81 214H80ZM87 216V215H86ZM94 216V215H93ZM100 216V215H99ZM103 216H104V214H103ZM102 216V217H103ZM125 216H127V217H125ZM139 216V218H140V225H143L142 226V229L144 228L145 230H147V227H151L152 228V225H154V224H152V225H145L144 226V224L146 223V220L144 219L146 216H144V218L142 219L144 222H142V220H141V217ZM142 216V217H143ZM173 216H174V218H173ZM223 216H225V218L223 217ZM238 216L239 215H237V217L235 218V221H233L234 222V225L236 226V225H240V226H244V227H250L249 229H252L253 228V230H254V228L255 229H263L264 230V219L263 220H261V221H259L258 222V220H257V222H255L254 221V216H253V214H252V217H253V220L251 219L250 220V222H249V220H246V222H243V220L245 221V219L246 218H249V217H247L246 215V217L244 216V218L245 219H243V220H241V217H240V221H236L237 219H238ZM2 217V218H3ZM55 217H57L56 215H55ZM85 217V216H84ZM90 217V216H89ZM94 217H96V216H94ZM101 217V216H100ZM228 217H230V216H228ZM263 217V216H262ZM1 218V220H2V222H4V220L6 219V216L2 219ZM8 218V217H7ZM58 218H59V216H58ZM61 218V217H60ZM59 218V219H60ZM72 218V217H71ZM74 218V217H73ZM78 218V217H77ZM80 218V217H79ZM76 219V220H70L71 221V223H72V221H75V223H78L77 221H79L80 222V219ZM91 218H93V217H91ZM99 217H98V215H97V217L95 218V219H98ZM159 218V217H158ZM164 218V219H165ZM165 219L164 221H162L161 219V221H159L158 219V221L160 222V223H162L163 222V224H165V228H163V230L164 229H166V228H168L166 225H169V227H170V229H171V223L172 222H170L169 220L170 219ZM171 218V217H170ZM227 218V219H226ZM70 219V218H69ZM69 219H67L68 220V222H69ZM86 218H83V224H82V222H81V225L83 226L84 225V220H85ZM100 219V218H99ZM109 219V218H108ZM107 219V220H108ZM109 219V220H110ZM125 219H126V221H125ZM224 219V227H222V228H220V226H223V222H222V220ZM255 219H256V216H255ZM7 220V219H6ZM9 220V219H8ZM66 220V221H67ZM110 220V221H111ZM151 220H153V219H151ZM157 220L155 219V221H156V223L158 224V222H157ZM169 222H168V221ZM93 221H94V219H93ZM96 221V220H95ZM230 222H231V224L233 223L231 220H229ZM252 221V222H251ZM254 221V222H253ZM6 222V224L8 223V221H5ZM9 222H10V220H9ZM68 222H67V224H68ZM105 223L107 222V221H104ZM109 222V221H108ZM107 222V223H108ZM136 223V221H132L131 222V224L132 223ZM230 222H228L227 221V223H229V225L231 226V224H230ZM235 222H238V224L236 223L235 224ZM239 222H242V223H239ZM1 223V222H0ZM13 223V222H12ZM74 223V222H73ZM111 223V222H110ZM110 223H108V225L110 224ZM128 223H130V222H128L127 221V225H128ZM134 223V225H136V228L137 229H141V228H138L139 227V225L137 226V224H135ZM138 223V224H139ZM142 223V224H141ZM147 223H149L148 222V220H147ZM151 223V222H150ZM170 223V224H169ZM3 224L5 225V223H2V224H0V225H2L3 226ZM11 224V222L9 223V225ZM79 224V223H78ZM90 223L88 222V225H89ZM101 224V223H100ZM99 222H98V228H99V233L101 234L102 232L101 231H103V226H100V227H102V229L99 227ZM114 224V223H113ZM123 224V223H122ZM130 224V225H131ZM176 224V225H177ZM13 225H14V223H13ZM87 224L85 223V225L84 226H86ZM97 225V223L95 224V226ZM101 225H104V223H102ZM105 225H107V224H105ZM105 225H104V227H105ZM107 225V226H108ZM120 225V227H122V225L121 224H119ZM133 225V226H134ZM228 225V224H227ZM233 225V224H232ZM233 225V226H234ZM238 225V226H239ZM11 226V225H10ZM15 226V225H14ZM19 226H21V225H19ZM77 226V225H76ZM82 226H80L81 228H82ZM91 225H89V227H90ZM158 226V225H157ZM159 226H160V224H159ZM233 226H231V227H233ZM79 227V228H80ZM88 226H86V227H84L83 229H85V231L84 230H82L83 231V233L84 232H86L87 233V228H89ZM110 227V226H109ZM126 227V226H125ZM252 227V228H251ZM13 227H11V229H12ZM93 228V227H92ZM91 228V229H92ZM116 228V227H115ZM124 228V227H123ZM130 226H129V229H127V230H130ZM134 228V230H135V227H133ZM151 228H150V230H151ZM157 228V227H156ZM161 228V227H160ZM175 228H176V226H175ZM230 227L228 226V228H227V231H229L230 229H229ZM101 229V230H100ZM109 228L107 227L106 228V230L107 231H109L108 230ZM110 229H111V227H110ZM120 229V228H119ZM138 230L139 231V233H141L143 230ZM155 229V228H154ZM153 228H152V230H154ZM236 229V228H235ZM234 228H233V230H235ZM13 230L15 231V233L13 232V234H15V235H18L19 233H18V227L17 226H15L14 228H13ZM18 230V231H17ZM25 230V229H24ZM94 229H92V230H89L88 231V233H91V231H93ZM125 230V229H124ZM124 230H122L123 231V233L125 232V234H124V237L125 236H127L126 234H128V236H129V231H128V233L126 232V230L124 231ZM143 231V232H146V231ZM150 230L148 231V232H150ZM151 230V231H152ZM155 230H157L158 231V229H155ZM154 230V231H155ZM162 230V229H161ZM166 230H168V232L170 231L171 232V230H169V228L168 229H166ZM166 230H164V232H161L160 231V233H165L166 234ZM176 230V229H175ZM226 230V229H225ZM224 230V231H225ZM232 230V229H231ZM237 230V229H236ZM235 230V231H236ZM239 230V229H238ZM237 230V231H238ZM241 230V229H240ZM258 230V231H259ZM17 231V232H16ZM94 231H96V228H95V230ZM110 231H112V230H110ZM109 231V232H110ZM120 232H121V229L119 230ZM133 231V229H131L130 230V232H132ZM136 231V230H135ZM137 231V232H138ZM157 231H155V232H157ZM177 231V230H176ZM226 231V232H227ZM235 231H233V234L234 235H232V234H230V233H224V236L225 237H227L228 235H232V236H234L235 237V233L237 232H235ZM245 231V230H244ZM252 231V230H251ZM251 231H250V234H251ZM257 231V232H258ZM261 231V230H260ZM26 232V236H24L25 238L27 237V235H29L30 233V231L28 232L27 230L25 231ZM24 232V233H25ZM28 232V233H27ZM32 232V231H31ZM33 232H34V230H33ZM32 232V233H33ZM120 232H119V235L118 234H114V232H112L113 233V235L114 236H116V237H118V236H120L119 238H117V239H121L122 240V235H120ZM147 232V233H148ZM155 232H153V233H155ZM187 232V231H186ZM205 232L207 233L208 232V234L206 235L205 234ZM205 232H203V235L205 234L206 236H208L207 237V240L209 239V240H211L210 239V237H212L211 236V233L209 232V231H205ZM20 233H21V231H20ZM96 233V235L98 236L99 235V233H98V229H97V231L95 232ZM122 233V232H121ZM122 233V234H123ZM136 233V232H135ZM150 233H152V232H150ZM160 233H159V235H160ZM171 233H173V234H176V233H174L173 231L171 232ZM170 233V234H171ZM188 233V232H187ZM186 233V234H187ZM187 234V235H189L188 237H190L191 236V234H193V233H191V234ZM209 233H210V235H209ZM213 233V232H212ZM238 233V232H237ZM236 233V234H237ZM244 233H246V232H244ZM253 233V232H252ZM255 233V232H254ZM34 234V236L35 235H37V236H39L40 235V237H42V235L41 234H39V233H33ZM32 234V235H33ZM92 234H94L93 232H92ZM91 234V235H92ZM105 234V232H103V235ZM109 234V233H108ZM108 234H106V235H108ZM137 234V233H136ZM158 234V233H157ZM214 234V233H213ZM212 234V235H213ZM242 234V233H241ZM249 234V235H250ZM256 234V233H255ZM23 235H25V234H23ZM88 235V234H87ZM90 235V234H89ZM96 235H94L95 237H97ZM113 235H112V237H113ZM118 235V236H117ZM139 235V234H138ZM144 236V234H140V236ZM148 235V234H147ZM167 235H169V234H167ZM166 235V236H167ZM181 235H184V234H181L180 233V235H178V237L179 236H181ZM196 235H194V236H196ZM204 235V236H205ZM216 235H218L217 233H216ZM244 235V234H243ZM247 236H249L248 235V233L246 234ZM258 233L256 234V237L255 238H257L258 239V236H260V235H258ZM37 236H36V239H38V241L41 239V238H37ZM45 236V235H44ZM99 236H101V235H99ZM127 236V237H128ZM130 236H132L131 234H130ZM133 236H137V235H133ZM153 236V235H152ZM170 236V238L171 237H174L172 234L171 235H169ZM193 236V235H192ZM191 236V237H192ZM194 236H193V238H194ZM201 235L199 234V237H200ZM205 236V237H206ZM214 236H215V234H214ZM220 236H218L219 237V239L217 240V239H215L214 241H218L220 244L222 243L220 240H221V237ZM229 236V237H230ZM231 236V237H232ZM238 236H239V234H238ZM22 237V236H21ZM21 237L19 236L17 239H15V240H18L19 238L21 239ZM32 237L33 236H31V235H29L27 238H30L31 240H32ZM92 237V236H91ZM115 237V238H116ZM123 237V238H124ZM138 237V239H136ZM137 237H134L136 240H140L139 238V236H137ZM145 237H146V234H145ZM151 236L150 235H148V241L149 242H147V246L145 247V249L146 248H148L149 246H148V244H150L151 243V241H152V243L153 244H159V241L157 242V237L155 236V238H150ZM203 237V236H202ZM205 237H204V239L203 238H201V239H203V240H201V241H203L202 243H204L205 241ZM223 237V236H222ZM225 237H223L222 239H224ZM233 237V238H234ZM240 237H241V235H240ZM244 236H242L241 238H243ZM246 237V236H245ZM249 237H251V236H249ZM249 237L247 238H245L246 240L247 239H249ZM16 238V237H15ZM25 238H23V240L25 239ZM34 238V237H33ZM43 238H46V237H43ZM50 237H48L47 239L48 240H50L49 239ZM88 238H89V236H88ZM159 238V240H162V238H164V237H162L161 238V236L160 237H158ZM168 238V237H167ZM170 238H168V239H170ZM175 238V237H174ZM179 238H182V237H179ZM184 238V237H183ZM185 238H187L186 236H185ZM196 238V237H195ZM214 238H216V237H214ZM232 238V239H233ZM235 238H238L237 236L235 237ZM261 238H263V236L262 237H259V239L261 240ZM19 239V240H20ZM30 239H28V242H27V240H26V243H27V245H29V243H36L37 245H33L34 246V248H35V246H38L40 243H41V245H42V243L43 242H45V244H47V239L45 240V241H43V242H41V241H37V242H35V241H33L32 240V242L30 241ZM112 239H114V238H112ZM126 239V238H125ZM135 239H131V241H133V240H135ZM144 240H145V238H143ZM149 239H151V241L149 240ZM153 239H155L156 240V242L157 243H155L154 241H153ZM176 239V238H175ZM188 239V238H187ZM191 239V238H190ZM190 239H188L189 240V242L191 241ZM213 239V238H212ZM228 239V238H227ZM230 240V243H231V245H234V244H232L233 242V240ZM240 239V238H239ZM244 239V240H245ZM115 240V239H114ZM114 240H113V242L111 241V247H109L110 246V243H109V246H108V244L107 243H103V247H102V250L103 251H105V246H106V244H107V246L109 247H106V248H108V249H110L111 250V248H112V244H113V246H115V247H118V245H117V243H115V242H117V241H119V240H117V241H115L114 242ZM128 240H129V238H128ZM128 240H127V242H126V240H125V242H126V244L128 243ZM136 240H135V244H136ZM141 240H142V238H141ZM144 240H142V244L145 242ZM173 240V239H172ZM171 240V241H172ZM181 240V239H180ZM186 240V239H185ZM184 240V241H185ZM187 240V241H188ZM195 239H193V241H194ZM254 240V239H253ZM21 241V240H20ZM53 241V240H52ZM49 242V244H48V248H46L47 250L50 248V243L52 244L53 242L55 243L56 241H53V242ZM101 241V240H100ZM130 241V243H132ZM146 241H147V239H146ZM168 241V240H167ZM183 241V240H182ZM192 241V242H193ZM199 241V243L201 244V241H200V238L199 239H197L196 238V242H198ZM212 241V240H211ZM214 241H212L213 242V247H215V248H217L218 246H216L217 244L219 245V246H221L220 248L218 247L217 249H219L218 250V252L219 253H217L216 251V254H222V256H224V253H222L223 251H226V250H224L223 248H222V244L220 245L219 243H217V244H215V242ZM216 241V242H217ZM224 241H227L226 239L224 240ZM223 241V242H224ZM242 241V240H241ZM240 241V242H241ZM250 241H251V239H250ZM25 242V240L23 241V243ZM124 242V241H123ZM122 242V243H123ZM138 242V241H137ZM141 242V241H140ZM162 242V241H161ZM164 242H166V241H164ZM189 242H187V243H189ZM196 242H194V243H196ZM259 242V241H258ZM261 242H262V240H261ZM98 243H100V242H98ZM120 243H121V241H120ZM129 243V244H130ZM139 243V242H138ZM167 244H169V242H166ZM194 243H191L190 242V244L191 245H193V250H194V248L196 249V247L197 246H195L194 245ZM207 243L208 244H210L208 241H207ZM227 242H225V243H223V244H226ZM235 243V242H234ZM243 241H242V245H243ZM248 243H249V241H248ZM252 243V242H251ZM251 243L248 245L249 246V249H250V245H251ZM44 244V243H43ZM44 244V245H45ZM118 244H119V242H118ZM164 244V243H163ZM214 244H215V246H214ZM228 244V243H227ZM226 244V245H227ZM240 244V243H239ZM240 244V245H241ZM246 244V243H245ZM44 245H42L43 247H46V245L44 246ZM53 245V244H52ZM51 245V246H52ZM54 245H56V244H54ZM60 246L62 245L61 243L59 244ZM117 245V246H116ZM145 245V243L142 245V246H144ZM196 245H198L197 243H196ZM205 245H206V243H204V245H203V249L204 250H207L208 251V248H204L205 247ZM212 245V244H211ZM230 245V244H229ZM228 245V246H229ZM235 245H236V243H235ZM238 245V244H237ZM241 245V246H242ZM24 246H25V243H24ZM33 246H31V245H29V247H25L26 249H28V253H30V251H29V248L30 249H32L33 248ZM59 246V247H60ZM98 246H100L99 244H98ZM97 246V247H98ZM119 246L121 247L120 249H122V250H124V249H126V247H124L123 245V248H122V246L119 244ZM127 246V245H126ZM129 246V245H128ZM132 246V245H131ZM139 246H141V245H138V247ZM152 246V245H151ZM169 246V245H168ZM171 246V245H170ZM167 247V249H165V251H167V250H169V248H172V247ZM180 246V245H179ZM185 246V244L183 245V248H185L184 247ZM208 246V245H207ZM206 246V247H207ZM228 246H226L227 248H228ZM239 246V245H238ZM263 246V245H262ZM7 247H9V249H10V246H7ZM6 247V248H7ZM43 247H40V246H38L37 248H40V252H41V255L42 254H45L46 253V255H47V257L48 256H50V254L48 255L47 254V252L46 251H42L41 250V248H43ZM57 247H58V245H57ZM101 247H98V249L100 250V252H102L101 251ZM137 247V246H136ZM161 247V246H160ZM176 247H177V245H176ZM189 247V246H188ZM185 248V250L186 249H189V248ZM212 247V246H211ZM213 247H212V250H214L213 249ZM236 248L235 246H232V248ZM240 247V246H239ZM243 248L245 247V246H242ZM241 247V248H242ZM254 247V246H253ZM253 247H251V248H253ZM259 247V246H258ZM34 248L32 249L33 251H34ZM114 248V247H113ZM112 248V250H114ZM139 248H141V247H139ZM150 248V247H149ZM159 248V247H158ZM157 248V249H158ZM165 248V247H164ZM178 248V247H177ZM200 248V250H202L201 249V247H199ZM223 250H222V249ZM232 249V251H236V252H238V251H240V249L237 251V250H235V249ZM45 248H43V250H44ZM61 249V248H60ZM59 249V250H60ZM69 249V248H68ZM108 249H106V251L108 250ZM115 249H117V251H118V248H115ZM128 249H131V248H128ZM134 249V248H133ZM198 249V248H197ZM195 250V253L197 252L198 253V250ZM226 249V248H225ZM238 249V248H237ZM247 249H248V247L247 248H245V251H247ZM248 249V250H249ZM255 249H257V248H255ZM11 250V249H10ZM22 250V249H21ZM35 250H36V248H35ZM51 249H49V251H50ZM53 250H55L54 251V253L55 254H53V255H57V253H56V249H54L53 248V246H52V251ZM62 250H63V246H62ZM62 250L61 251H58V252H60L61 253V255L59 256V254L56 256V258H58V260L60 259L59 257H64L63 259L64 260H67V258H69L70 256L71 257H73V255H70L69 253H66L65 252V255L63 256V252H62ZM109 250V251H110ZM112 250H111V252H112ZM135 250V249H134ZM152 250V249H151ZM156 250V249H155ZM178 250L179 249H177V251L176 250H174V252H173V249H171L170 251L173 253V254H175V251L176 252H178ZM180 250H182V248L180 249ZM191 250V249H190ZM229 250H231V248H229L228 249V251H227V253L226 254H228L229 253ZM243 250V249H242ZM241 250V251H242ZM253 250V249H252ZM260 250H263V249H259L258 250V252L260 251ZM12 251H13V248H12ZM15 251V250H14ZM17 251V250H16ZM37 251V253H35L36 254V259L39 261V250H36ZM36 251H34V252H36ZM121 251V250H120ZM141 251H143V249L141 250ZM140 251V252H141ZM159 251H160V253L162 252V250H161V248L159 249ZM182 251H184V250H182ZM203 251V250H202ZM206 251V252H207ZM240 251V254H239V252L237 253L238 255H241V254H243L242 252ZM6 252H7V249H6ZM18 252V251H17ZM17 252H16V254H17ZM26 252V251H25ZM43 252V253H42ZM138 252V251H137ZM158 252V251H157ZM185 252V251H184ZM192 252V251H191ZM203 252H205V251H203ZM221 252V253H220ZM235 252V253H236ZM256 251H254L253 250V253H255ZM15 253V252H14ZM27 253V252H26ZM24 253L25 255H27V256H29L30 257V255L27 253ZM113 253V252H112ZM159 253V252H158ZM179 254H181V252H178ZM197 253H196V256H197ZM201 253V252H200ZM200 253L198 254V256L200 255ZM210 253H212V251H211V249H210ZM209 253V254H210ZM245 253V252H244ZM247 253H249V251L247 252ZM262 253V252H261ZM21 254H23V253H21ZM31 254V253H30ZM32 254H34V253H32ZM68 254V255H67ZM102 254H104L103 252H102ZM105 254H106V252H105ZM104 254V255H105ZM110 254V253H109ZM153 254V253H152ZM165 255H169L168 254V252H167V254L166 253H164ZM230 254H232V253H230ZM236 254V255H237ZM11 255V254H10ZM10 255H9V258H10ZM108 255V254H107ZM145 255V254H144ZM192 255H193V253H192ZM202 255H203V253H202ZM213 255H215V254H213ZM257 255H258V257H259V253H257ZM15 256V255H14ZM13 256V257H14ZM38 256V257H37ZM67 256V258H65ZM69 256V257H68ZM133 257H134V255H132ZM132 256L131 255H129V257H130V260H131V258H132ZM138 258L137 259H139V252H138ZM148 256V255H147ZM146 256V257H147ZM164 256V255H163ZM170 256V255H169ZM186 256V255H185ZM218 257H219V255H217ZM227 256H229V255H225V257L223 258V257H220V258H222L223 260L225 259V258H227L228 259V257ZM13 257H11L12 259H13V261H15V263H17L18 262V260H17V262H16V260H14V258ZM33 257V256H32ZM42 256H40V261L42 260V262H40V263H43V264H45V260H48L47 262H49L48 264H50V261L51 260H49V258H45V260H44V257H45V255H43V259L41 258ZM128 257V256H127ZM144 257V256H143ZM167 258H166V261H164V264H187V262H188V264H189V262L191 261L192 262V260H193V258H191V260H190V258H187V259H189V261H187V259L185 260V258H184V256L181 254V255H178V254H176L175 256H173L172 254H171V257H174V259L175 260H173L171 257H168V256H166ZM193 257V256H192ZM206 256H205V254H204V258H205ZM212 258H213V256H211ZM231 257V258H230ZM249 257V256H248ZM254 257V256H253ZM8 258V259H9ZM20 258V257H19ZM31 258V257H30ZM29 258V260H32V259H30ZM53 258V257H52ZM55 258V257H54ZM145 258V257H144ZM143 258V259H144ZM158 258H160V254H159V256H158ZM220 258H214L215 260H217L216 262H218L219 260L218 259H220ZM229 258L231 259V260H235V258H233L232 257V255H230L229 256ZM257 258V257H256ZM255 258V259H256ZM24 259V258H23ZM51 259V258H50ZM136 258L135 259H132V261H131V263L133 262V260H135L136 261V263H137V261H139V260H137ZM141 259H142V257H141ZM149 259H152V257H151V254L149 255ZM148 259V260H149ZM196 259H199V258H197L196 257ZM206 259V258H205ZM226 259V260H227ZM230 259H228L229 260V262L227 261H225L227 264H230ZM255 259H254V261L253 262H255ZM261 259V258H260ZM37 260H35V258L32 260V262H34V264H38L39 262H36ZM64 260H63V262H64ZM72 260V259H71ZM122 260L123 259H121L120 260V262H119V260H117V263L119 264H122V263H124V262H122ZM126 260L127 259H125V262H126ZM129 260V259H128ZM127 260V261H128ZM164 260V259H163ZM200 260V259H199ZM209 260H211L212 261V259H208V264H209ZM221 260V259H220ZM233 260V261H234ZM263 260H264V258H263ZM10 261V260H9ZM8 261V262H9ZM53 261V260H52ZM51 261V262H52ZM145 261V260H144ZM154 261V260H153ZM159 261H160V259H159ZM187 261V262H186ZM196 261V260H195ZM198 261V260H197ZM201 261V260H200ZM251 261V260H250ZM249 261V262H250ZM259 261V260H258ZM6 262V264H11V262L12 261H10V263H8L7 261H5ZM56 262H57V260H56ZM59 262H61V261H59ZM59 262H58V264H59ZM62 262V263H63ZM122 262V263H121ZM140 262H141V260H140ZM140 262H138V263H140ZM190 262V263H191ZM194 262V261H193ZM192 262V263H193ZM202 262V261H201ZM213 262V261H212ZM215 262V261H214ZM220 262V261H219ZM223 262V261H222ZM222 262H220V263H222ZM249 262H247V264L249 263ZM252 262V263H253ZM260 262H262L263 263V261H260ZM3 263V262H2ZM13 264H15L14 262H12ZM19 263V262H18ZM17 263V264H18ZM55 263V262H54ZM53 262L51 263V264H54ZM65 263L67 264L68 262H66L65 261ZM81 263V262H80ZM83 263V262H82ZM81 263V264H82ZM85 263V262H84ZM116 263V261L114 262V264H117ZM128 263H129V261H128ZM135 263V262H134ZM135 263V264H136ZM137 263V264H138ZM162 263V262H161ZM191 263V264H192ZM226 263H224V264H226ZM239 263H241V262H239ZM4 264V263H3ZM19 264H21V261H20V263ZM28 264V263H27ZM29 264H30V262H29ZM71 264H73V262L71 263ZM76 264V263H75ZM86 264V263H85ZM140 264H143V263H140ZM152 264V263H151ZM154 264H155V262H154ZM195 264H197L196 262H195ZM198 264H199V262H198ZM210 264H213V263H211L210 262ZM218 264V263H217ZM246 264V263H245ZM250 264V263H249Z\"/></svg>", "mask_w": 264, "mask_h": 264}, {"label": "rangeland", "instance_id": "rangeland-1", "mask_svg": "<svg viewBox=\"0 0 264 264\" xmlns=\"http://www.w3.org/2000/svg\"><path fill=\"white\" fill-rule=\"evenodd\" d=\"M22 1V0H21ZM26 1V0H25ZM37 1H39V0H37ZM36 1V2H37ZM43 2H41V0H40V2H41V7L40 6H38V8H37V10L39 11L38 12V18H39V20H38V18H37V20H36V25H37V27L39 28V27H41V25H42V23L44 24L45 23V21L47 22V20H48V24H49V30H52V28L55 26V17H56V12H55V10H57V11H59L60 10V7H58V6H60L59 5V3H62V0H42ZM49 3V6L47 5V2ZM88 1H90V0H80V3L82 2V4L85 6V5H87V8L86 7H84V6H82V4H80L83 8H84V10H81L82 9V7L80 8V10H81V12H79V15L80 14H82V11H85V10H88V11H86V12H84L85 14H88L89 12L90 13H92V12H94V16L92 15V14H90V15H92V16H90V22L91 21H93V18L94 19H96L97 18V20H95L96 21V23H95V21H93L94 23H95V25H97V26H95L96 28H93V25H92V23L93 22H91V24H89V21H87V19H89V14L85 17L84 16V14H82V15H80L81 16V18H82V20H83V22L81 23V21H79L80 23H79V26H77V29L79 28V29H81L80 28V26L82 27V26H84V25H81V24H86L87 22V24L89 25V27L88 28H91L90 27V25H92V30L94 31V35H93V38H92V42H90V44H92V46H93V44H94V46H96V44H97V46L98 47H95V49H97V48H99V46H100V48H99V50L97 51V50H95L92 46L90 47V44L88 45V48L90 47V49H91V51H90V49H88L86 52H87V54L89 55H87L86 54V52H85V55H87L90 59H92V55H94V52H96V56H98V58H97V61L99 62V59L100 58H102L100 61H102L103 63L101 64V66L100 67H102V72H101V74H103V75H101V74H98L99 73V69L101 70V68L97 65V66H95V64H92V66L90 67L91 69L92 68H95V67H98V70L96 71L95 69V72H94V74H93V71L94 70H89V71H87L88 73H90L91 71V73H92V75H89L88 73H86L87 74V76H90V77H92V78H94V79H96L94 82H93V84H95L94 85V88H95V91H96V89L97 88H101L102 87V85L104 86V83H105V85L106 86H104L103 88H104V91L103 92H106V93H108V87H107V83H108V77L110 76V72H111V70H112V68H113V66L115 65V63H114V61H116V60H114V59H112L111 58V55H110V53H106V52H108L109 50H108V48H106L105 46H107V39H106V37H104L105 35H106V32H104L105 31V27H103V26H106L107 24L105 23V15H106V13H105V15H104V7H106L107 8V5H108V3H109V1H110V5L108 6V8L110 9H112V7H111V3L112 2H117L118 0H113L112 2H111V0H94L93 1V4H94V2L96 3V4H94V5H90V4H92V3H90V2H92V0L90 1V2H88ZM196 1V0H195ZM194 0H189V3H191V5H193V7L195 8L194 9V11H193V17L194 16H198L197 14H199V10H200V12H201V14H200V16L199 17H201V18H205V16H209L208 17V19H206V20H210L211 18L213 19V17H211L210 18V16H212V15H210V14H208L206 11H210L209 13H212V11L214 10V12H216V13H214V15L216 14V16H217V13L219 12V7L218 6H221L220 8H222L224 5H225V3H226V5L224 6V7H230V6H240L241 8H243L244 7V9L246 10V11H249L250 10V12H247V13H245V14H243V16H241L240 17V20L239 21H237V22H235V23H233L232 25L233 26H228V29H230V32L228 33V31L229 30H226V34L228 35V37H230V36H232V37H230V38H232V41H234L232 44H236L237 42H238V44L241 42V41H238L239 39H237V38H240V35H242L241 36V39L240 40H242L243 38L242 37H244V42L242 41V43H240V46H242V44H243V46H242V49L240 48H238V47H240L238 44H236L235 46L233 45V47L234 48H236L237 47V50H238V53H233V52H231V54L233 53V55L234 54H236V57H234L235 59L238 57V55L239 54H241V52L243 53L242 55H245V57H244V60H242L241 59V55H240V60H242V62L240 61V60H238V58H237V62L238 61H240V63L238 64V63H236L234 60H232L233 58H231V60H230V62L228 63L229 64V67H228V65H227V68L225 67L226 65H224L223 67L225 68H221V70H218V69H220V68H214V66L212 65V62H213V58H214V55H213V57H212V55L210 54V53H216L215 52V50H217L218 48L215 46V44H216V42H217V44L216 45H220L219 47H220V49H222L221 47H223L224 46V41L225 40H229V38H227V39H225L226 38V34H225V32L224 33H221L222 34V38H220L221 39V41L220 40H217V38L214 40V38L212 39V40H214L213 41V43L211 44V39H209L210 37L207 35H205V34H203V35H205L204 36V38H207V41L205 40V39H203L202 38V40H200V38L201 37H203L202 35H201V37L199 38V35H200V33H202V31H203V28L202 29H200V27H199V29H198V27H196L195 25H198V23H199V25L198 26H203L204 27V25L203 24H201L200 22H197V21H195V20H190V19H186V20H183V21H180V22H171V27H169V28H171L172 29V27L174 28V31H178L177 33L178 34H180L179 36H178V41H179V43L181 44V42H185V45H181V47H185L184 48V51H183V48H181L180 49V44H179V51H181V53L182 54H184V55H187L188 57H190V59H192V58H195L194 60H201L202 61V59H203V57L205 56L206 58H204L205 59V61H204V63L206 62V59H207V57H208V59H209V61H210V64L213 66H209L208 64H209V61H208V59H207V61L208 62H206V66H207V69H209L210 71H211V74L213 73L212 72V69H211V67L213 68V70H214V73L213 74H216L217 76H218V74L220 73V76H221V79L223 78V76H225V77H228V78H230V79H232V81L234 80L235 81V79L234 78H237V76H238V79H237V81L239 80V84H241V85H239L238 83H234V81L232 82V84H235V88H238V86L240 87L239 89H236L237 90V92L236 91H233V92H235V94L234 95H232V93L230 92V94L233 96L232 98H231V96L229 97L228 96V94L226 93L225 95L228 97H225L224 96V89L223 88H225L224 86H221L222 84H220V83H223V82H225V77L222 79V80H219V82H217V84H216V81H218V79L216 80L215 79V83H214V85L215 86H218V87H216V89L217 88H219L220 89V86L221 87H223L222 88V90L223 91H221V93H223V96H222V94L221 93H219V89H217V91H215L216 92V94L218 93L219 95H217V96H219L220 97V99L223 97L224 98V101H226V100H230L229 102V104H231L232 103V105L233 106H231L232 108H231V110H235V112H230V110H228V111H226L227 109H230L229 108V105H228V102L226 101V104H225V102L223 101L222 102V100L220 101V99H219V97H218V99H219V103L221 102L222 103V105H221V103L219 104V103H217V101H215V100H210V102H209V100L207 101V100H205L208 104H211V106L210 105H208L206 102V104L207 105H202L203 107L202 108H204V110L205 109H207V107H209V111H212L213 113H214V115H211V116H213L211 119H210V114L208 113L209 111L207 110V112L206 113H203V112H200L201 110H203V109H201V104H202V102H203V104H204V101L203 100H200V99H198L199 101H201L200 103H198L197 101H195V105L197 104V106H199V108L201 109L200 111H195L194 110V108H192V107H194V105H193V103H190V104H192L191 106V108H192V110H194L195 112H199V113H195L194 112V116H197L198 117V119L199 120H201L203 117H205L206 115H208L209 114V120L212 122H214V120H216L217 121V115H219V121H217V122H219L220 124H221V122H220V117L222 118L223 116H222V114L224 115L225 113H223L224 111H226V114H230V116L232 115V113H233V115H234V113L237 115V117H238V119H239V115H240V119L239 120H242L241 118L242 117H246V118H244V119H246L247 121V124H248V126H250V128L249 127H247V131H243V132H241V133H230L229 131H226L225 129H223V128H221V126H219L220 124H218L217 126L218 127H216V126H214V124L216 123V121H215V123L213 124V126L211 127V122L210 121H208V117H205L206 119H202L200 122H199V120L197 119L196 121H198V123H201L200 125H201V127H202V125L204 124V123H206V124H204V125H206L205 127H207V130H208V128H210L211 127V130L209 129V134H210V137L212 138V141H214L215 143H216V141H217V143H218V145L216 146L217 148H223L222 147V145L224 146V145H227L228 144V142H226V144H225V139H226V141H227V137H229V138H233L234 140L233 141H235V138H237L236 140H237V143H234L233 141H231L232 139H230V143H232V144H228L227 146L229 147V148H227L226 146H224L225 148H224V151H221V150H217V149H215V151H217V153L214 151V149L212 150V151H214V152H211V150H210V152L209 153H211L210 154V156H213L214 154H217L219 157L217 158V155H215V157H216V159H214L215 157H211V158H213L214 160L213 161H215V163H216V165H218L217 166V169H216V171H217V174L219 175V176H223V177H226L227 175H229V172H228V170L230 171V173H231V171L235 168H231V167H233V166H235L236 164V166L238 167V168H242V169H239L240 170V172L242 171L243 173H244V171L246 170V172L244 173V175H246V174H250V173H252V172H254V173H256V171H258L259 169L258 168H261V167H264V145H263V143H262V139L264 138V120L262 121V120H260L261 118L262 119H264V48H262L261 46H263L264 47V0H253V2H252V0H231L230 2L228 1H223V0H221V1H223L224 3H221L220 4V0H200L199 2L198 1H196L197 3H198V6L197 5H194V4H196V3H194L195 2ZM247 1H249V2H247ZM251 1V2H250ZM257 1V2H256ZM259 1V2H258ZM35 2V3H36ZM46 4H45V3ZM123 2V3H122ZM135 2H136V4H137V6H135ZM194 4H193V3ZM254 2H256V3H254ZM43 3V4H42ZM86 3V4H85ZM118 4H119V8H120V6L122 7V10L123 11H130V14H133V16L135 15V17L137 16V11H138V16L135 18V17H133V18H135V19H133L132 21H134V22H132V24L134 25V23H135V25L137 26H135L134 25V31L132 32V34H129L128 36H126V37H128V38H126V39H128L127 41H128V43L126 42V39L124 40L129 46H132L131 48H129L128 47V45L125 43V46H126V48L129 50L130 49V52L131 51H134V47L135 46H138L139 45V40H138V36L135 34V32H138L139 31V29H140V31H143L144 33H145V35H146V37H147V39L149 40L148 42L155 48V50H156V52H157V54H159V56L162 58L163 57V51H161L162 50V48H161V46H160V44H158V41H157V39H156V34H155V30L153 29L154 28V25L149 21V20H147L145 17V8H144V1L143 0H131V2H130V0H121V1H118L117 2ZM124 3L126 4V5H128V7L127 8H129L128 10H127V8H126V6H124ZM130 3H133V4H131L130 5ZM199 3H200V5H199ZM249 3H250V5H249ZM99 4V5H98ZM230 5V6H228V5ZM234 4V5H233ZM245 4H247V7H246V5ZM259 4V6H257ZM37 5H38V3H37ZM37 5H35V8L37 7ZM45 5H47V7L45 6ZM95 5H97V7L95 6ZM129 5L131 6V7H129ZM242 5V6H241ZM249 5V6H248ZM89 6V7H88ZM123 6L125 7V8H123ZM260 6L262 7L261 8V11L259 12V10H260ZM39 7H40V9L42 10V12L40 11V9H39ZM47 9H49V12H48V10H46V8ZM58 7V8H57ZM91 7V9L92 10H90L89 8ZM95 7H96V9H95ZM133 7H135L136 9H134ZM196 7H198V8H196ZM213 7H215V9H211V8H213ZM247 9H246V8ZM44 8V9H43ZM130 8L131 9H133V12L131 13V10H130ZM216 8H217V10L218 11H216ZM257 8H258V10H257ZM59 9V10H58ZM197 9V10H196ZM252 9V10H251ZM43 10H45V12H47L48 14H46V16H44L45 15V13H43ZM93 10H95V11H93ZM121 9H118L117 8V10H106V11H109V13L107 12V15H106V17L107 18H110L111 17V13H112V11H113V13H115V12H120V13H122L123 11H122ZM128 11V12H129ZM197 11V12H196ZM251 11H255L254 13H256V16H258V18H256L254 15V13L253 12H251ZM256 11H258V13L259 14H257V12ZM40 12L41 13H43V14H41V15H43V16H40L39 14H40ZM95 12H96V14H97V16L95 15ZM123 13H125V12H123ZM204 15H203V14ZM252 13V15H250V14ZM129 14V13H128ZM127 13H126V15H128ZM254 14V15H253ZM109 15V16H108ZM215 16V17H216ZM255 17V20L256 21H253L252 19H254V17ZM44 19H43V18ZM48 17H49V19H48ZM83 17H85L84 19H83ZM248 18V20H249V17H250V23H249V21L246 23V21H247V19L246 18ZM41 18V19H40ZM46 18H47V20H46ZM243 18H245V20L243 19ZM105 21H104V20ZM192 19V18H191ZM194 19V18H193ZM79 20V19H78ZM78 20H77V24H78ZM81 20V19H80ZM85 20L87 21V22H85ZM107 20H110V19H107ZM243 20V21H242ZM257 20H259L258 22H257ZM39 21V22H38ZM187 21H189V22H193V23H195L194 24V26H193V24L192 23H187ZM252 21V22H251ZM21 22V21H20ZM19 22V23H20ZM38 22V23H37ZM107 22V21H106ZM126 24H128L129 25V23L127 22V20H125L124 21ZM124 22H123V20H122V23H123V25H125L126 26V24H124ZM260 22H261V24H262V26H261V24H260ZM108 23V22H107ZM152 25H151V24ZM173 23V24H172ZM179 23V24H178ZM183 23V24H182ZM184 23L186 24V25H188L186 28H184L185 26H184ZM243 23V25H241ZM253 23V24H252ZM256 23H258V28H257V24ZM21 24V23H20ZM19 24V25H20ZM47 24V23H46ZM47 24V25H48ZM52 24H53V26H52ZM76 24V25H77ZM87 24L85 25V29H86V27H87ZM104 24V25H103ZM177 24H178V27H176L177 26ZM180 24H182V25H180ZM238 24H240V25H238ZM47 25H46V27H47ZM73 25V24H72ZM71 25V26H72ZM122 25V26H123ZM140 25V26H139ZM176 25V26H175ZM180 25V26H179ZM192 25V26H191ZM231 25V24H230ZM256 27H255V26ZM45 26V25H44ZM182 26V27H181ZM240 26V27H239ZM43 27V26H42ZM139 27V28H138ZM180 27H181V29H183V30H185V32L183 31V30H181L180 29ZM189 27H192V28H189ZM233 27V28H232ZM248 27V28H247ZM255 27V28H254ZM261 27V28H260ZM87 28V29H88ZM177 28V29H176ZM179 28V29H178ZM194 28V31H190V30H192ZM227 28V27H226ZM225 28V29H226ZM236 28L238 29V30H240V31H237L236 30ZM252 28H254L255 30H256V32H255V30H253V31H251V32H253V33H251L252 34V37H251V39H250V37L249 36H251V34H250V31H247V32H245L246 30H252ZM54 29V28H53ZM78 29V30H79ZM84 29V27H83V30H85ZM87 29H86V31H87ZM95 29L97 30L96 32H98V33H96L95 34ZM187 29H190L189 31L187 30ZM198 29V30H197ZM234 29V31H232L231 32V30H233ZM243 29V30H242ZM91 30V29H90ZM197 30V31H196ZM202 30V31H201ZM81 31V30H80ZM85 31V32H86ZM171 31H173V30H171ZM181 31H183V32H181ZM186 31H187V34H186ZM201 31V32H200ZM235 31H237L236 33H235ZM242 31L244 32V33H242ZM181 32V33H180ZM188 32H195L194 33V35H193V39H192V34L191 35H188V34H190V33H188ZM198 32H199V34H198ZM255 32V33H254ZM258 32V33H257ZM262 32V33H261ZM105 33V34H104ZM183 33H185L186 35H188V41H186L187 40V38H186V35L185 34H183ZM204 33V32H203ZM242 33V34H241ZM41 34H45V32L43 31V33H41ZM226 36H225V35ZM233 34V35H232ZM234 34H237V36H239V37H237L236 36V40H234L235 39V35ZM239 34V35H238ZM253 34L255 35V36H253ZM257 34V35H256ZM198 35V36H197ZM230 35V36H229ZM40 36V35H39ZM131 36V37H130ZM154 36H156V37H154ZM181 36H182V38L184 39V41H183V39H179V37L181 38ZM197 36V37H196ZM46 38V36L44 35V36H42L41 35V37L39 38V41H40V39H42V41L40 42V43H42V44H49L50 43V39H49V37H47L46 39H43V38ZM191 37V38H190ZM245 37L247 38V40H245ZM131 38V39H130ZM132 38H133V40L135 41H133L135 44H131V43H129V42H131L132 41ZM195 38H198V40H200V43H199V41L196 39L195 40ZM224 38V39H223ZM255 38H257L256 40H255ZM97 39H99L98 41H97ZM155 39H156V41H155ZM189 39H191L190 41L195 45L197 42V44H198V47H199V45L203 42V45L206 43V47L205 46H203V47H205L204 49H205V53L204 54H200V53H203L204 52V50H202L200 47L199 48H197V45H195V47H194V45L191 47V45L192 44H190V42H189ZM250 41H249V40ZM151 40V41H150ZM180 40H182L181 42H180ZM217 40V41H216ZM224 40V41H223ZM258 40H260V41H258ZM97 41V42H96ZM105 41H106V43H105ZM220 41V42H219ZM231 41V40H230ZM229 41V42H230ZM231 41V42H232ZM254 41V42H253ZM255 41H257V42H255ZM95 42V43H94ZM132 42V43H133ZM207 42H209V43H207ZM224 42V43H223ZM136 43L138 44V45H136ZM218 43H220V44H218ZM223 43V45L221 46V44ZM247 43V45H245V46H247L246 47V49L247 48H249L250 50H248L249 52L251 51V47H254L252 50L254 51L253 53H255V54H251L252 53V51L250 52V56L252 57L253 55H255V56H253V58L252 59H254V60H252V59H250V61H249V54H248V52H246V49H245V52H244V50H243V47H244V44H246ZM248 43H249V45H251V46H249L248 45ZM260 43V44H259ZM47 44V45H48ZM207 44H209V47H212V45L213 46H215V47H212L211 48V51H209L208 53H206L208 50H210V48L207 46ZM226 44H228V42L226 43ZM226 44H225V46H226ZM231 44V43H230ZM253 44H254V46H253ZM135 45V46H134ZM188 45V46H187ZM211 45V46H210ZM260 45V46H259ZM159 46V47H158ZM186 46H187V48H186ZM224 46V47H225ZM228 46H230L229 44H228ZM202 47V48H203ZM208 47V48H207ZM136 48V47H135ZM161 48V49H160ZM196 50H195V49ZM214 48H216L214 51L212 50V49H214ZM232 49V45H231V47L229 48H227L226 49V47L224 48V49H226V50H228V52L230 53V51H234L235 52V50L236 49ZM108 51H107V50ZM198 49H199V51H200V53H199V51H198ZM201 49V50H200ZM219 49V50H220ZM232 49V50H231ZM92 50H94V51H92ZM136 50V49H135ZM218 50V51H219ZM237 50H236V52H237ZM240 50V51H239ZM242 50V51H241ZM256 50V51H255ZM262 50V51H261ZM100 51V52H99ZM196 51H197V53H196ZM93 53L92 55H91V57H90V53ZM146 53V52H145ZM189 53H192V55L191 54H189ZM102 56H101V55ZM109 54V55H108ZM107 55H108V57H107ZM192 57H191V56ZM199 55V56H198ZM84 56V55H83ZM87 56H85L86 57V59H87ZM101 56V57H100ZM110 56V57H109ZM203 56V57H202ZM211 56V57H210ZM95 57V56H94ZM93 57V58H94ZM100 57V58H99ZM144 57H146V58H148V55L147 54H145V56ZM212 59H210V58ZM250 57V58H251ZM88 58V59H89ZM107 58V59H106ZM110 58V59H109ZM89 59V60H90ZM203 59V60H204ZM248 59V60H247ZM95 60H96V57L94 58V62H95ZM247 60V61H246ZM108 63H107V62ZM110 61H112L111 63H110ZM169 61H170V63H169ZM190 61V60H189ZM212 61V62H211ZM235 63H234V62ZM244 61V62H243ZM246 61V62H245ZM92 62V61H91ZM94 62H92V63H94ZM172 61L171 60H169V59H165V63H166V67H167V70H169L168 72L169 73H171L172 74V77H174L175 78V80H176V82H179V83H188V85L189 86H191V88H192V82H195V81H197L195 78H196V76H197V72L198 71H196V67H198V66H195V65H197V63L194 61V63H196L195 65H191V67H193L194 66V68H195V70H194V68H191V67H189V66H186L187 67V70H190V72H187V77L185 78V77H183L182 76V80H184V81H182L180 78H181V75H180V77H179V74H180V68H178L175 64V62H173V63H171ZM232 62V64L234 65V66H230L231 63ZM253 62H254V64H253ZM107 63V64H106ZM109 63H110V65L111 66H109ZM227 63V62H226ZM257 63V64H256ZM98 64V63H97ZM105 64V65H104ZM176 66H174V65ZM249 64H252V65H249ZM106 66V67H105ZM170 66V67H169ZM237 66H239V67H237ZM245 66H247L246 67V70H245ZM249 66V67H248ZM251 66V67H250ZM254 68H253V67ZM107 69H105V68ZM173 67H174V69H173ZM241 67H243V69H241ZM89 68V69H90ZM108 68H109V70H108ZM191 68V69H190ZM236 68V69H235ZM239 68H240V70H239ZM252 68V70H254V71H252V70H250V69ZM198 69V68H197ZM222 69H224L223 71H222ZM230 69V70H229ZM247 69H248V71H247ZM217 70V72H219V73H217V72H215ZM243 70V71H242ZM106 71H107V78L105 77L106 75H104V74H106ZM174 71H176V72H174ZM193 71H195V72H193ZM221 71V72H220ZM228 71V72H227ZM234 71V73H235V71H237L239 74H237V72L234 74H232V72ZM243 73H242V72ZM241 72V73H240ZM96 73H97V75H96ZM179 73V74H178ZM189 73V74H188ZM192 73V74H191ZM193 73L195 74V75H193ZM222 73V74H221ZM231 73V74H230ZM244 73H246V74H244ZM248 73H249V75L251 74V73H255V74H251L250 76L248 75ZM174 74V75H173ZM225 74V75H224ZM95 75L97 76V77H95ZM176 75V76H175ZM178 75V76H177ZM189 75H191L192 76V80L193 81H191L190 80V77L188 78V76ZM223 75V76H222ZM233 75H235V76H233ZM237 75V76H236ZM104 76V77H103ZM186 76V75H185ZM213 77H215V75H212ZM220 76H218V77H220ZM233 76V77H232ZM248 76V77H247ZM253 77V79H254V82H248L249 80H251V78ZM89 77V78H90ZM195 77V78H194ZM250 77V79H248ZM255 77V78H254ZM89 78L87 77V79H88V81H89ZM90 79L91 81L93 80V79ZM103 78V79H102ZM104 78H105V80H107V82L104 80ZM227 78V82L229 83L230 81V79H228ZM164 79H165V81L167 82H165L166 84H168V83H170L171 81V79H167V77L166 76H164ZM177 79L179 80V81H177ZM244 79V80H243ZM248 79V80H247ZM99 80V81H98ZM100 80H101V82H102V84H99L98 86H97V84L100 82ZM105 81V82H103V81ZM90 81V82H91ZM98 81V83H95V82H97ZM244 81H247V82H244ZM253 81V80H252ZM164 82V81H163ZM199 81H197V82H195V83H197L196 85H195V83L193 84V86L195 85V86H197V85H199V83H198ZM227 82L226 83H224L225 84V86L227 85ZM236 82V81H235ZM242 82V83H241ZM243 82H244V86L246 87H242L243 85ZM92 83V82H91ZM185 84V85H186ZM253 86H251V85ZM101 85V86H100ZM187 85V86H188ZM194 86V87H195ZM100 88H99V90H100ZM103 88H101V92H102V90H103ZM189 88V87H188ZM187 88V89H188ZM191 88H189V90H191ZM187 89L186 90H184V93H185V91L187 92L186 93V95H188V96H191L192 98H193V92L192 91H189V92H192V93H190L191 95H189L188 93V91H187ZM250 89V90H249ZM99 90H97L96 91V97H97V95H98V93H100V95H98L99 97L98 98H96L98 101H100L99 103H100V105H101V103H103V107H102V115L104 116V114L103 113H105V112H107V116L105 115V117L104 118H106V117H108L109 118V115H110V112H111V115H110V117L111 118H109V120L107 121L106 119H103V121H107V122H109L108 124H107V122H105V124H103L104 122H102V125L103 126H106V124H107V126H109V124H110V122H112V124L111 125H113V126H116V127H114L115 129H113V126L112 127H105V128H107V131L104 129V127H103V131H105V132H108V131H111L110 133L108 132V136H111V135H113V136H111L110 138H111V140L113 141H111L110 139V141L108 140V138H107V140H106V142L104 141L105 139H103L104 137H102V131L101 130H99V135H98V130L96 131V134L98 135V138H97V136H95L96 138L93 140V138H92V140L91 141H97L96 139H98V141H99V143L98 144H100L101 145V142H100V140L102 141L103 140V144L105 145L104 147H103V145H102V150L99 148V146L97 145V143H95V145H97V146H93L94 148H92V149H96V147H98L99 149H96V152L94 151V150H92V153H90V155H87L90 151H91V148L89 147V148H87V146H89L88 144V141L91 139V135L89 136V135H87V137L86 138H88V140L86 139V143H87V145H85V143H84V140H85V137H82L81 138V140H79V141H81V143L83 144H81L83 147H78L80 144H77V146H73L71 149H74V147H78L76 150H73V151H76L77 152V156L80 158V159H76L75 157H77L76 155L74 156V158H75V160L74 159H72L71 160V158L73 157L71 154H73L71 151H68L69 150V148L71 147L70 145L72 144L73 145V143H71V140L69 139L70 138V136H67V135H70V133H68L70 130L72 131V130H74L75 131V129H76V119H73L71 116H69V115H67V114H65L64 113V118H62L63 117V115L62 114H60L62 117H60V115L58 116V117H60V119L62 118L63 120H64V122L62 121V119H61V121H60V119L58 120H56L55 122L54 121H52V120H54L53 118H51L50 116H52V114H53V112L54 111H52L53 109H55V107H54V104L52 103V102H47L46 104H47V106H44V105H46V104H43V106L44 107H46V109L44 110L43 109V111L44 112H42V110H41V112L40 113H42V114H40L39 113V115L37 116H35V119H33V121H32V119L30 118L31 117V114L29 113L30 112V110L34 107V105L31 107H29L28 105L26 106H24V107H21V108H23L22 110L23 111H21L22 113H21V115L23 116V117H27L28 118V116H29V120H28V122H27V127H26V125H22L21 123H18L17 124V127L19 126V128L17 129V130H15L13 133H12V137H13V139L12 138H9L10 140L12 139V141L11 142H13L14 140H18L17 142H19V144L18 143H13V145H15V144H18V146H16L15 145V147L13 148L11 145H9V139H7L8 141V146L9 147H7V146H5V148H2L1 146H3L4 144H6V139L4 140V142H3V144H2V142H1V149H0V154H1V152H4V151H6L7 150V148H11V150L9 149L8 151H7V155H9V157L6 155L5 157H4V155H3V153L1 154V156L2 157H4V158H2L3 160H1V158H0V167H1V171L2 172H0V175H1V177H0V179L2 178V181L0 180V215L2 216H6V219L4 220V222H2V220H1V218L3 217H1L0 218V224H2V223H5V225L3 224V226L2 225H0V264H6V262L5 261H12V262H14L15 263V261H13V259L11 258V257H13L14 255V257L18 260V262L20 263V261H21V264H29V262H30V264H34V262H32V260L35 258V260H37L36 259V254L35 253H37V251L36 250H39V261L37 260L36 262H39L38 264H43V263H40V262H42V260L40 261V256H42L43 257V255H45V257H44V260H45V258L47 259V258H49V260H53L52 262L54 263V264H58V262L59 261H61V262H59V264H66L65 263V261L66 262H68L67 264H71L72 262H73V264H81L82 262V264H114V262L116 261V263H117V260H119V262H120V260L121 259H123L122 260V262H124V263H122V264H135L136 263V261L135 260H133V262L131 263V261H132V259H137L138 258V252H139V259L141 260V262H140V260L139 259H137V260H139V261H137V263L138 262H140V263H143V264H154V262H155V264H164V261H166V256H168V257H171V254L173 255V256H175L176 254H178V255H183L184 256V258H185V260L187 259V258H190V260H191V258H193V260H192V264H195V262L198 264V262H199V264H208V259H212V261L211 260H209V264H210V262L211 263H213V264H224V263H226L227 261L229 262V260L228 259H230L229 258V256L230 255H232V257L233 258H235V260L233 261V260H231L230 261V264H247V262H249L250 260V264H264V260H263V258H264V230L263 229H255L254 228V230H253V228L252 229H249L248 227H244V226H240L239 224H238V222H235V224L237 223L238 225H234V222L233 221H235V218L237 217V215H239L240 217H241V220H243V219H245L244 218V216L246 215L247 217H249V215H247V214H245V212L246 213H248L247 211H251L250 213H248V214H250V217L249 218H246L245 219V221L243 220V222H246V220H249V222H250V220L252 219L253 220V217H252V214H253V216L255 215L256 216V219H255V216H254V221L255 222H257V220H258V222L259 221H261V220H263L264 219V213H263V209H264V202L262 203L261 201H258L259 202V204H258V202H254L253 201V203H249V205L248 204H246V206L249 208H247V207H244L243 206V208H244V211L242 212V213H240V214H236V215H233V216H236L235 218H234V220H233V217H232V215H228V216H230V217H228L227 215V218H229V219H227V221L228 222H230L229 220H231L233 223V225L231 224V222H230V224H231V226H233V227H231L230 225H229V223H227V221H225L224 222V219L222 220V222H223V226H220V228H222V227H224V225L225 226H227V228H228V226L230 227L229 229V231H227V228H225L224 230H219V232L220 231H223V234H221L223 237H225L224 236V233H230V234H232V235H234L233 234V231H235L236 229L238 230H236L235 232L237 233H235V237L237 236L238 238H235L234 236H230V235H228L227 237H225L224 239H222L223 237L222 236H220V234L218 233V232H216V230H218L217 228H215V227H212V226H209V229L207 230V228L205 229V231H209L210 233H211V236L212 237H210V239L212 240V241H214L215 239H219V237L218 236H220L221 237V244H222V248L224 249V250H226V251H223L222 253H224V256H222V254L220 255V254H216V252L217 253H219L218 252V250L219 249H217L218 247L220 248L221 246H219L217 243H219L217 240V242L216 241H214L215 242V244H217L216 246H218L217 248H215V247H213V242L211 241V240H207V237L208 236H206L207 234H208V232L206 233L205 231H203V232H205V236L203 235V232L202 233H199L201 236L199 237V234L198 235H196V234H194L193 233V231H191V233H193V234H191L190 233V231H188V230H184L185 232H181V230L180 231H178V228L177 227H179L178 225H180V224H177L176 223V221L177 220H179V221H177L178 223L179 222H181V218L179 219V217H178V215L177 214H179V212L178 211H176V209H175V211L176 212H178V213H176L175 211V218L176 217H178V219L175 221V224H173L174 222V220H175V218H174V216H173V221H172V214L170 213V217L168 218V215H167V209H165L166 211L165 212H167L166 214L164 213V211L160 208V207H162L161 206V204L163 205V203H161V202H165V201H168L169 202V200H163L162 198L163 197H161L160 195H159V191L158 190H156V189H161V187H164L163 185L164 184H166V182L169 180V182H170V180H172L171 182H173L174 183V180L173 179H168V180H166V182H164V184L163 185H157L156 184V179H157V183H158V180H159V177L161 176V175H163V172H166V171H169L170 170V168H172L171 170H174V172H176L177 171V168H176V165H174L173 163H171L172 162V159L170 158V160H168V165H167V168H164L165 167V165H162V163H160V162H156L155 161V163H154V161H152V162H150L151 160H149V158L147 157V155L143 152V150L141 151V154L143 153V154H145L146 155V158L144 159H142L141 158V156H143V155H140V154H134L135 152H137V153H139L140 151H137L138 150V147L136 146V145H138L137 144V142H139L140 141V139H139V137H141V135H140V133L138 134V135H136V133L137 132H134L135 134H131V132L133 133V131H132V128H131V132L129 133V135L127 136V134L126 133H128L127 131V129H130L129 127L127 128L126 126H128L127 125V123H125L126 122V120H125V116L123 115V113L124 114H126L125 113V111H124V109H123V106L121 107L120 106V108L119 107H117L116 106V103H119V101H117V102H115V100H112V103H111V107H113L114 108V103H115V107L118 109H116V108H114L115 110H117V112L115 111V110H113V108H110V106H108V104H107V100L104 102V100H105V97H106V93H101V92H99ZM106 90V91H105ZM221 90V89H220ZM239 91V92H238ZM241 91H243V92H241ZM246 91V92H245ZM237 93V94H236ZM244 93V94H243ZM243 94V95H242ZM104 96V98H103V96ZM108 95V94H107ZM193 95V96H192ZM239 96V97H238ZM243 96V97H242ZM101 97L104 99L103 100V102H101L102 100H100L101 99ZM196 97V96H195ZM194 97V99L196 100L197 99V97L195 98ZM234 97H237V98H234ZM100 98V99H99ZM225 98H226V100H225ZM231 98V99H230ZM234 98V99H233ZM239 98V99H238ZM193 99V100H194ZM235 99H237V100H235ZM232 100V101H231ZM235 102H234V101ZM257 101L256 103L254 102V101ZM94 101H96V100H94ZM98 101H96L95 103L96 104H98ZM190 102H192V100H189ZM213 103H212V102ZM150 100H149V102L147 103L146 102V100H142V103H144V105L147 107H149L150 105ZM254 102V105L252 104ZM85 104L83 105V103H81V105H83V107L84 106H86V102H84ZM217 103V104H216ZM106 104H107V106H108V109H107V106H106ZM120 104V103H119ZM188 104V103H187ZM224 104V105H223ZM238 104V105H237ZM241 104V105H240ZM244 104H248V105H251V107H253V110L255 111V112H253V110L252 109H250V114H249V108H247L246 106V108L247 109H245V108H241V106H243ZM214 105V106H213ZM217 105H221L223 108H225L224 106L226 105V110L224 109V111L222 112V107H220L221 108V115H220V113L219 112H217V115H216V111H217V109L219 110V107L217 106ZM247 105V106H248ZM253 105V106H252ZM98 107H99V109H100V106H99V104L97 105ZM119 106V105H118ZM197 106H195V108L197 109L198 107ZM213 106V107H212ZM257 108H256V107ZM27 107V108H26ZM53 107V108H52ZM206 107V108H205ZM210 107H212L211 109H210ZM234 107V108H233ZM237 107V108H236ZM52 108V109H51ZM105 108H106V110H105ZM188 108H189V106H188ZM216 108V109H215ZM236 108V109H235ZM241 109L240 110V112H241V114H239V110L238 109ZM26 109V110H25ZM112 111H111V110ZM123 109V110H122ZM216 110V111H213V110ZM256 109H257V112H256ZM4 110V109H3ZM51 110V111H50ZM101 110V109H100ZM99 110V111H100ZM198 110V109H197ZM233 110V111H234ZM6 111V109L4 110V111H1L0 112V117L3 115V113ZM24 111H25V113H24ZM47 111V112H46ZM110 111V112H109ZM122 111H123V113H122ZM206 111V110H205ZM204 111V112H205ZM220 111V110H219ZM236 111H238V113L236 112ZM247 111V112H246ZM259 111V112H258ZM51 112V114H49ZM211 112V113H212ZM243 112H246V113H244L245 114V116L244 115H242V113ZM252 112H253V114H255V115H257V116H254L253 114H252ZM261 112V113H260ZM29 113V114H28ZM112 113H113V115L115 116H113L114 117V119L116 118V120H118V123H120V121L121 122H123L124 120H125V122H124V124L123 123H120L122 126H123V129L121 130L120 128V126H117V125H119V124H117V123H115V121H114V119L112 118ZM115 113H117V114H119L120 116H116L117 114H115ZM200 113H202V114H204V115H201ZM212 113V114H213ZM219 113V114H218ZM24 114V115H23ZM47 114H49L50 116H48ZM106 114V113H105ZM121 114H122V116H121ZM197 114H199V115H197ZM206 114V115H205ZM200 115H201V117H200ZM232 115V116H233ZM235 115V116H236ZM241 115H242V117H241ZM249 115V116H248ZM149 116V115H148ZM147 116V117H148ZM193 116V117H194ZM235 116H233L234 118H237V117H235ZM248 116V117H247ZM252 116H254V118L255 119H253V117ZM262 116V117H261ZM47 117H49V119H47V121H46V119L45 118H47ZM66 117L67 118H70L67 122H69V123H67V128H68V124H69V127H70V129L68 128V130H67V128L65 129V127H66V124H65V119H66ZM122 117H125V118H122ZM196 117V118H197ZM216 117V118H215ZM224 117L226 118L227 117V115H224ZM251 117H252V119L254 120L253 122H255V124L254 123H251V121H249V120H252L251 119ZM261 117V118H260ZM45 120H44V119ZM51 118V119H50ZM149 118V117H148ZM148 118H146L147 119V123H148V121H151L149 124L150 125H148V124H146L148 127H146V125H145V129H146V131H147V129H149V128H152L153 126H154V124L156 125V126H154L153 128H158L159 126H161V127H159L157 130L156 129H151V130H154V132H157V133H159V135H161L160 134V131H161V133H162V135L165 133V135H163V136H161V138H162V140L164 139V136H165V139H164V143L166 142V141H170L171 142V144L169 145V147H170V149L171 148H173V144H175L176 142L178 143L179 141H180V139L179 138H182V135L179 133V128H177L176 126H172V127H170V126H167L166 127V125H169V124H164V127H165V130L164 129H162L163 128V124H160L161 123V121H164L163 119L160 121V119L161 118H159V121H158V118L156 119V118H151V116H150V118H149V120H148ZM195 118V119H196ZM227 118H229V117H227ZM81 119H86V118H81ZM112 119V120H111ZM119 119H124L123 121L122 120H119ZM150 119H152V120H150ZM258 119V120H257ZM44 120V121H43ZM49 120H50V123H52V129L50 128V129H48L50 126H51V124L49 123ZM67 120V119H66ZM72 120L74 121V123H73V126L75 127V129L74 128H72L71 126H70V124H71V122H72ZM79 120V119H78ZM92 120V119H91ZM154 120V121H153ZM203 120H204V122H203ZM205 120H207V121H205ZM229 120H230V118H229ZM30 121H32V124H30L31 122ZM39 121H41L43 124L45 123H49L50 124V126H48L47 128L45 127L46 125L44 124V125H41V123L39 122ZM52 121V122H51ZM81 121H83V120H81ZM85 121V120H84ZM87 121H89V119L87 118ZM86 121V122H87ZM93 121V120H92ZM158 121V122H157ZM259 121V122H258ZM53 122H54V124L57 122V125L55 124V128L56 127H60L61 128V131H62V129L64 128V132L66 133V134H63V132H61L60 131V129H58V131H55V129H54V125H53ZM78 122H80V120L78 121ZM207 122L210 124V126H209V124H207ZM40 123V124H39ZM59 123V124H58ZM65 124V125H62V124ZM151 123H154L153 124V126H151ZM163 123V122H162ZM164 123H165V121H164ZM203 123V124H202ZM88 124H90V122H88ZM92 124V123H91ZM91 124L89 125L90 126V128L92 129V127H91ZM115 124H117V125H115ZM217 124V123H216ZM215 124V125H216ZM39 125V126H38ZM72 125V124H71ZM124 125H126V126H124ZM130 125V124H129ZM203 125V126H204ZM252 125V126H251ZM262 125H263V127H262ZM24 126V127H23ZM41 126H43V127H41ZM61 126H63V128L61 127ZM149 126H151V127H149ZM259 126V127H258ZM22 128V131H21V128ZM36 127H41V129L39 130L38 128V131H37V129H35ZM130 127H131V125H130ZM216 127V129H219L221 132H220V135H218V132L216 131V130H214V128ZM26 128L28 129V130H26ZM43 128V129H42ZM45 128V129H44ZM72 128V129H71ZM109 128H112V130L111 129H109ZM116 128H117V131H115L116 130ZM118 128L121 130L120 131V133H121V135H120V133H119V130H118ZM124 128H125V131H124ZM170 128H172L173 130H174V128H175V131H173L174 132V135H173V132L172 131H169V129ZM54 129V130H53ZM172 129H170V130H172ZM224 130V132H228L230 135L231 134H234V137H233V135H232V137H230V135L228 134V133H225V135L224 136H226V135H228V136H226V138L224 137V139H223V134H224V132L222 131V130ZM251 130V132H252V134H251V132L249 131V130ZM19 130H20V132H19ZM36 130V132H34ZM47 130H53V131H55V132H53V131H48L47 132ZM57 130V129H56ZM127 130V131H126ZM168 130V132L166 133V131ZM218 130V131H219ZM42 133H41V132ZM44 131H45V133H44ZM92 130H90V132H91ZM115 131V133L113 134L112 132H114ZM150 131V130H149ZM159 131V132H158ZM180 131H181V129H180ZM186 130H184L183 129V132L184 133H186L185 132ZM211 131V132H210ZM214 131H216L217 132V134H216V132L215 133H213L212 134V132H214ZM21 132H22V136H20L22 139H20V137H19V135H21ZM52 132H53V134H52ZM57 132H59V133H61V134H59V133H57ZM116 132H118V133H116ZM182 132V131H181ZM246 132V133H245ZM15 133V134H14ZM34 133L36 134V133H38L39 135L41 134V136H42V138H41V136H39L38 134V136L37 135H35L34 137H33V139L31 138V140H30V135L32 134V135H34ZM48 133H49V136H46V134L48 135ZM57 134L56 136L58 137V134H59V136H61V135H64L63 137H67V142H70V143H67L66 142V144H65V141H62L63 139H61V142L62 143H64V145L62 144L61 145V143L58 141V138L57 139H55L54 140V138H55V134ZM112 133V134H111ZM244 133V134H243ZM261 133V134H260ZM45 134V136H43ZM50 134H52V137H50ZM111 134V135H110ZM170 136V139H169V136ZM170 134H172V135H170ZM237 134V135H236ZM253 134H256V135H253ZM13 135H16V137L15 136H13ZM18 135V136H17ZM31 135V136H32ZM103 135H104V133H103ZM124 135V136H123ZM131 135H133V137H134V135H135V137L133 138V140H131L132 138V136ZM179 135H180V137H179ZM213 135V136H212ZM222 135V137H220ZM246 135L248 136H250L251 137V135H252V137H254V139L255 140H253L252 138H250V139H248V137L246 138ZM89 136V137H88ZM100 136H101V138H100ZM115 136H119V137H121V138H119L118 140V142H117V137L115 138ZM125 136H127L128 137V139H130V140H128L127 139V137H125ZM131 136V137H130ZM136 136H138V137H136ZM168 136V140H167V137ZM172 136V137H171ZM262 136V137H261ZM46 139H45V138ZM47 137H48V139H47ZM54 137V138H53ZM62 137V136H61ZM69 137V138H68ZM126 139H125V138ZM239 137V138H238ZM37 139V140H35V139ZM49 138H51V141L52 140H54L56 143H57V145H58V142H59V144L63 147L62 149H61V147L58 145V147H60V149L59 148H57L56 147V145H53L54 144V141H52L53 143L51 144L50 142L51 141H48V140H50ZM60 138V137H59ZM84 138V139H83ZM90 138V139H89ZM223 140H222V139ZM248 139V140H244V139ZM262 138V139H261ZM30 141H33L31 144L32 145H30V143H28L29 142V140ZM43 139V141H45V142H42L41 140ZM69 139V140H68ZM115 139V140H114ZM123 139V140H122ZM125 139V140H124ZM135 139V140H134ZM258 139V140H257ZM2 140V141H3ZM35 140V141H34ZM58 142H57V141ZM65 140V139H64ZM127 140V141H126ZM138 140V141H137ZM172 140V141H171ZM238 140H239V142H238ZM264 140V139H263ZM15 141V142H16ZM28 141V142H27ZM37 141V142H36ZM40 141L42 142L41 144H42V146H44V148H45V145H46V151L44 150V148L42 149V146H41V144H39L40 143ZM49 142V144L51 145V147H53V148H57L58 149V153L56 152V149H53V148H50L51 149V151L50 150H48L49 149V146L50 145H47L48 144V142ZM78 141V142H79ZM90 141V142H91ZM115 141H116V143H115ZM122 141V142H121ZM126 142V143H124V142ZM10 142V143H11ZM39 142V143H38ZM78 142H76V143H78ZM170 142H168V144L170 143ZM174 142V143H173ZM236 142V141H235ZM260 142V143H259ZM26 143V146H28V144H29V146H28V148H26V146L24 145ZM36 143V144H35ZM55 143V144H56ZM76 143H75V145H76ZM91 143H93V142H91ZM110 143H113V144H111V145H109ZM127 143H128V146H127ZM136 143V144H135ZM189 143V142H188ZM188 143L187 142H185V144H183V146L185 145H188ZM262 143V144H261ZM12 144V143H11ZM94 144V143H93ZM106 144H108V145H106ZM166 144H167V142H166ZM260 144V145H259ZM7 145V144H6ZM35 145H37V146H35ZM39 145V146H38ZM65 145H67V147H66V149L65 150H63L64 149V147H65ZM70 147H69V146ZM80 145V146H81ZM112 145H115V147L113 146L112 147ZM124 145H125V147H124ZM135 147H134V146ZM171 145H173L172 147H171ZM221 145V146H220ZM240 145H241V149H243V146L245 147L242 151H241V149L239 148L240 147ZM256 145H257V147L258 146H260V148L258 149L257 147H256ZM35 146V148L36 147H40V148H36L37 150H35V148H32V147H34ZM55 146V147H54ZM86 146V147H85ZM92 146V145H91ZM107 146H108V148L109 149H107V151H105L104 149H106L107 148ZM112 148H111V147ZM184 146V148L186 149L187 147H185ZM191 145H190V143H189V147H190ZM220 146V147H219ZM27 149H25V148ZM101 147V146H100ZM136 147H137V150H136ZM168 147V146H167ZM188 147V148H189ZM215 146H213V148H214ZM24 148V149H23ZM84 148V151H85V154H86V158L85 157H83V158H81V156H83V155H81V152H82V154H83V151H82V149ZM119 148V149H118ZM190 148H192V147H190ZM253 148H257V150L256 149H253ZM5 149V150H4ZM15 149V150H14ZM20 149H22V150H20ZM31 149H32V151H35V153L33 152L32 153V151H31ZM70 149V150H71ZM90 149V150H89ZM111 149H114V150H112L111 151ZM135 149V150H134ZM228 149V150H227ZM261 149V150H260ZM30 152H29V151ZM38 150H40V151H42V150H44V151H42V153L44 154V153H46L44 156H42V153L41 152H38ZM60 150V151H59ZM62 150V151H61ZM79 150V151H78ZM101 153V151H105V152H103V153H98V151ZM109 150V151H108ZM140 150V149H139ZM226 150H227V152H226ZM252 150V151H251ZM253 150H256V151H253ZM19 151L20 152H23V154H26V155H28V154H33L32 156L31 155H28V156H26V155H24V159L26 160L25 162H27V161H29L30 162V166H32L34 163H33V161L35 162V164L36 165H38L39 167H43L44 165H46V168H43V169H45L44 171H43V169H42V171H39L40 173H35V176H34V171H33V169L32 168H29L28 167V163H23V161H24V159H23V161H22V159L20 158V155H21V157H22V153H19ZM26 151V152H25ZM50 151V152H49ZM56 153H55V152ZM63 151H67V154L69 153V156L71 157L70 159H69V161H67L66 159H65V157H67L68 155H66V153L64 154V152ZM88 153H87V152ZM135 151V152H134ZM251 151V152H250ZM261 151V152H260ZM18 152V153H17ZM29 152V153H28ZM37 152H38V154L39 153H41L40 155H38L37 154ZM53 152L56 154V156L57 155H59L60 154V152L61 153H63V156H64V158H59V157H63L62 155L61 156H57L58 157V160L56 159V157H54V156H52L53 155ZM79 152V153H78ZM94 152H95V154H94ZM132 152V153H131ZM134 152V153H133ZM224 153V155L226 154L227 155V153H228V155H227V157H229L230 156V159L228 160V158H227V160L228 161H226L225 159L223 160V158H221L222 156L219 154V153ZM231 152V153H230ZM253 152H257L256 154H255V156H253L254 154H253ZM50 153H52V154H50ZM251 153L253 154V155H251ZM260 153V154H259ZM4 154H6V152H4ZM47 154H50V160H49V158H46V157H49V155L47 156ZM54 154V155H55ZM75 154V153H74ZM79 154V155H78ZM233 154V156H231V155ZM234 154H235V157H234ZM237 154H238V156H237ZM263 154V155H262ZM18 157H17V156ZM35 155H36V157H35ZM38 155V156H37ZM225 155V156H226ZM261 155V156H260ZM0 156V157H1ZM27 158H26V157ZM40 156V157H39ZM85 156V155H84ZM88 156V157H87ZM138 156H140V158L142 159V161H141V159L138 157ZM249 156V157H248ZM257 156V157H256ZM260 156V157H259ZM33 158V161H32V158ZM37 157H39V159H37ZM43 157L45 158V159H43ZM77 157V158H78ZM143 157H145V156H143ZM224 157V156H223ZM233 157H234V159H233ZM16 158V162H14V159ZM28 158H29V160H28ZM31 158V159H30ZM40 158H42L41 160H40ZM54 158V159H53ZM69 158V157H68ZM67 158V159H68ZM261 160H259V159ZM261 158H263V160L261 159ZM37 159V160H36ZM46 159H47V161H52V163L53 162H55V164L53 163H51V162H48V165H47V163H45V162H47L46 161ZM56 159V160H55ZM60 159V160H59ZM140 159V160H139ZM219 159V160H218ZM244 159V162L246 163H250L251 165H252V167H251V165L250 166H246V165H242V163H243V160ZM250 160V161H248V160ZM13 160V161H12ZM31 160V161H30ZM40 160V161H39ZM54 160V161H53ZM63 160V161H62ZM71 160V161H70ZM115 160H117L116 162L119 164V166L117 165H112V164H116V162H115ZM120 160V161H119ZM124 160V161H123ZM125 160H126V162H125ZM144 160H149V161H147V163H146V161H144ZM237 160V161H236ZM246 160V161H245ZM11 161V162H10ZM19 161V163H17ZM57 161H59V162H57ZM60 161H62V162H60ZM112 161H114L113 163H112ZM121 161H123V162H121ZM139 161H140V163H139ZM145 163H144V162ZM226 161V162H225ZM259 161V162H258ZM6 162H10V166L11 167H9V164L8 163H6ZM23 163V166L25 167V165L27 164V167L29 168V169H27L26 167L24 168L23 166H22V163ZM41 162V163H40ZM108 162H110L109 164L110 165H106ZM121 162V163H120ZM129 162V163H128ZM144 164H143V163ZM149 162V163H148ZM170 162V163H169ZM234 162H235V164H234ZM238 162H239V164H240V166L238 165ZM258 162V163H257ZM4 163V164H3ZM14 163H17L15 166H17V168L15 169V171L13 170V168L14 167H12L13 166V164ZM39 163V164H38ZM45 163V164H44ZM49 163H51V165L49 164ZM102 163V165H104V168H106L107 166H109V168L107 167V169H104L102 166H101V168L99 169V170H97L96 168H98V165L97 164H101ZM124 163V164H123ZM127 163V164H126ZM130 163H131V165H130ZM156 163H157V165H156ZM217 163H220L221 165H223V166H221L220 164H217ZM244 163V164H245ZM21 165L22 167V169L26 172L27 171V174L26 173H23L24 175H25V179H26V176L27 175H30V172H32L33 171V173H31V175H33V176H31V177H34V178H31V179H29V180H27L26 179V181H25V179L23 180L22 178H24V177H22V175H21V172H19V170H17V169H20V168H18V165ZM33 165V167L35 166V169H36V172L38 171L37 170V167L38 166H36V165ZM40 164H41V166H40ZM43 164V165H42ZM146 164V165H145ZM148 164V165H147ZM152 164V165H151ZM172 164H173V167H172ZM256 164V165H255ZM257 164H261V165H259L258 166V168H257ZM8 165V166H7ZM96 165H97V167H96ZM123 167H122V166ZM150 165V166H149ZM154 165H155V167H154ZM159 165V166H158ZM161 165V166H160ZM226 165V166H225ZM230 165H232V166H230ZM255 167H254V166ZM7 166V168L5 169V167ZM96 167L95 169L96 170H94V168H90V167ZM100 166V165H99ZM126 166V167H125ZM127 166H128V168H127ZM145 166H146V169H145ZM148 166V167H147ZM156 166H158V167H156ZM164 166V167H163ZM219 166H221V167H219ZM246 168H244V167ZM20 167V166H19ZM45 167V166H44ZM89 169H88V168ZM111 167H112V169H111ZM162 169H160V168ZM164 169H163V168ZM223 167V168H222ZM230 167V168H229ZM254 167V168H253ZM41 168H38V169H41ZM86 168H87V170H91L90 171V174H91V177L93 178H91L90 176H89V174L87 175V173H89L87 170H86ZM119 168L122 170V172L119 170ZM134 168H136V170L134 169ZM155 168V170H153ZM157 168V169H156ZM175 168V169H174ZM221 168V169H220ZM244 168V169H243ZM255 168H257V170L255 171ZM3 169V170H2ZM12 169V170H11ZM169 169V170H168ZM218 169H219V171H220V173H219V171H218ZM232 169V170H231ZM251 169H252V171H251ZM12 171V172H10V174H8V175H10V176H8V175H6V173H8L7 171ZM30 170V171H29ZM94 170V171H93ZM106 170V171H105ZM110 170H112V172L110 171ZM128 170V171H127ZM135 170V171H134ZM150 170H152V172H150L149 173V171ZM224 170V171H223ZM20 171H22L21 169H20ZM24 171H22V172H24ZM28 171H29V174H28ZM86 171H87V173H86ZM96 171V172H95ZM99 171V172H98ZM110 171V172H109ZM120 171V172H119ZM124 171L126 172L127 171V173L128 174H126V175H123V174H125L124 173ZM132 171H134V172H132ZM139 173H138V172ZM153 171H155L154 173H153ZM160 171V172H159ZM3 172H5V173H3ZM14 172V173H13ZM75 172V173H74ZM79 173L78 175H77V177H80L79 178V181L77 180V178H75L74 179V177H73V180H71L72 178H69V177H72L73 175H75L76 173ZM95 173V175H94V173ZM102 172L104 173L103 175H102ZM107 172L109 173V174H107ZM119 172V173H118ZM130 172H132V175L131 174H129ZM136 172V173H135ZM162 172V174H159V175H157V173H161ZM222 172H224L223 174H222ZM241 172V173H242ZM42 173V174H41ZM69 173L71 174V173H73V175L72 176H70L69 175ZM93 173V174H92ZM96 173H99L98 175H99V177L96 175ZM106 173V174H105ZM112 173H115V174H112ZM149 173V174H148ZM243 173H242V176H244L243 175ZM6 175V176H8L7 178L5 177H3V175ZM65 174H68L67 176L65 175ZM119 174V175H118ZM121 174V175H120ZM150 174H152L153 175V177L152 176H150ZM23 175V176H24ZM83 177H82V176ZM109 175V176H108ZM111 175V176H110ZM113 175V176H112ZM117 175H118V178H117ZM123 175V176H122ZM129 175H131L132 176V178H131V176H129L130 178H128V176ZM137 175H139L138 177H136ZM259 175V174H258ZM14 176H16V179H14L15 177ZM96 176V177H95ZM103 176L105 177V178H103ZM123 178H122V177ZM155 176V177H154ZM156 176L158 177V178H156ZM260 176H263V175H260ZM259 176V178H261V179H263L264 178V176H263V178L262 177H260ZM24 181H22L21 182V179ZM29 177V176H28ZM63 177H65V179L63 178ZM66 177L69 179V181L71 182V184L73 185V182L74 181H76V182H79L78 184L77 183H75L74 182V184L75 185H73V187L75 186V188L74 189H76L75 191L76 192H78L79 193V195L77 194V197L75 196L76 194V192L74 193V194H72V192H70V190L67 188L68 186L65 184V182L67 183V184H69V181H68V179L66 180ZM76 177V176H75ZM95 177V178H94ZM107 177H110V178H107ZM125 177L127 178V181H126V179H125ZM135 177L137 178V179H135ZM61 178H63V179H61ZM85 178V179H84ZM92 179V181H91V179ZM122 178V179H121ZM139 178V179H138ZM150 178H154V179H152L155 183H153V181H151V179ZM258 178V180H259V183H260V181H262L261 183H264V180H261V179H259ZM8 179V180H7ZM90 179V180H89ZM104 180V181H99V180ZM114 179V180H113ZM131 179L134 181V182H132L131 181ZM20 180V181H19ZM65 180V182H64V184H63V186H62V184H61V186H60V182H58V181H61V183L63 182ZM84 180H86V181H84ZM123 182H122V181ZM126 182H125V181ZM138 180V181H137ZM142 180V181H141ZM149 180V181H148ZM7 181V182H6ZM10 181L12 182V183H10ZM21 182L20 184H18L19 182ZM81 181V182H80ZM89 181V182H88ZM117 181H118V183H117ZM136 181H137V183H136ZM160 181V180H159ZM3 182V183H2ZM4 182H5V184H6V186H8L9 185V189L5 186V184H4ZM83 182V183H82ZM88 182V183H87ZM104 182V186L102 185V183ZM116 182V183H115ZM121 182L123 183V185H124V187H122L121 185V188H122V190L121 189H119V184H121ZM129 182H132V183H130L131 185H130V187H131V191L129 192L128 190H130V188L129 187H126L125 186V184L127 185V186H129ZM138 182H140L141 183V185H140V183H138ZM167 183L168 185H171V186H173V183ZM85 183H87L86 184V186H87V188H84V187H86L85 186ZM125 183V184H124ZM151 183V184H150ZM154 185H153V184ZM160 183V182H159ZM18 184V185H17ZM52 185L51 187H53L54 189L56 188V190H54L53 189V191H51V187L50 186H48V187H50L49 189V191L50 192H48V187H47V185ZM114 184V185H113ZM118 184V185H117ZM138 184V185H137ZM150 184V185H149ZM162 184V183H161ZM166 184V185H167ZM14 185L16 186V187H14ZM70 185V184H69ZM71 185V186H72ZM76 185H78V186H76ZM84 185V187L83 188H81L82 190L83 189H85V191L83 192L80 188H79V186H83ZM94 185V186H93ZM101 185V186H100ZM113 186V187H111V186ZM132 185H134V187L132 186ZM135 185H137V186H135ZM144 185V186H143ZM175 186H176V184H174ZM261 185V184H260ZM45 186V187H44ZM67 186V187H66ZM70 186V187H71ZM88 186H89V189H88ZM108 186H110L111 187V189H110V187H108ZM115 186V187H114ZM141 186H143L142 187V189H141ZM154 186V187H153ZM160 186V187H159ZM175 186H173V187H175ZM263 186H264V184L263 185H261L260 187H262L263 188ZM2 187H3V189H2ZM11 187V188H10ZM44 187V188H43ZM61 187V188H60ZM63 187V188H62ZM69 187V188H70ZM73 187L72 188H70L71 190L73 189ZM100 187V188H99ZM108 187V188H107ZM133 187V188H132ZM136 187V188H135ZM144 187H145V189H144ZM176 187H178L179 188V186H176ZM116 188H118L117 189V191H116ZM140 188V189H139ZM156 188V189H155ZM178 188L177 189H175V191H177V192H180L181 190V187L179 188V190H178ZM38 189V190H37ZM42 189V190H41ZM45 189V190H44ZM63 190V189H65V190H63V191H65V192H67L68 191V193H70V194H68V193H64L65 195L63 196V192L61 193V191L60 190ZM73 189V190H74ZM78 189V190H77ZM87 189H88V191H87ZM90 189H92V190H90ZM103 189H105V192H104V190ZM126 189V190H125ZM138 189L139 190H144V192L143 191H139L138 192ZM159 189V190H160ZM264 189V188H263ZM262 189V190H263ZM47 190V191H46ZM58 190V191H57ZM93 191V193H91L90 191ZM136 190V191H135ZM46 191V192H45ZM56 191V192H55ZM60 191V192H59ZM95 191V192H94ZM112 191H114L113 192V194L115 193L116 195L118 194V196L120 195L121 196V193H122V196L119 198L118 196H116V197H113L112 196ZM122 191V192H121ZM134 191V192H133ZM147 193H146V192ZM154 191V192H153ZM34 194H33V193ZM55 192V193H54ZM59 192V193H58ZM104 192V193H103ZM125 192V193H124ZM127 192H129L128 194H127ZM135 192H137L136 194H135ZM141 192V194H143L144 195V193H146V195H144V197L146 198V200H147V198H149L150 197V199L151 200H148V202L145 200V198L143 197V199H142V195H139V193ZM143 192V193H142ZM151 192H153V194L151 193ZM158 192V194L157 195H155L156 193ZM41 193H43L44 195L46 194V193H51L50 195L49 194H47L49 197H47V195H46V197L45 196H43V194H41ZM52 193H54V194H52ZM81 193V194H80ZM94 193H95V195L97 194H99L100 196L103 194V196H99V198H100V200L99 199H97V195L95 196L94 195ZM32 194V195H31ZM36 194V195H35ZM41 194V195H40ZM67 194H68V196H67ZM86 194H88V195H86ZM90 194H92V195H94V196H90ZM114 194V195H115ZM127 194V195H126ZM131 194V195H130ZM150 194V195H149ZM152 194V195H151ZM31 195V196H30ZM39 197H38V196ZM56 195V196H55ZM61 195V196H60ZM69 195H70V197H69ZM80 195H84L83 197L82 196H80ZM134 195V196H133ZM139 195V196H138ZM160 197H159V196ZM33 196V197H32ZM40 196H42V198L40 197ZM55 196V197H54ZM58 196V197H57ZM60 196V197H59ZM87 196H90L91 198L90 199H93V197H96V202L93 200V202H95V203H93L92 201L91 202H89V199H87V198H85V197H87ZM132 196V197H131ZM136 196V197H135ZM141 196V199L143 200V202L144 203H140L139 202V200H141L139 197ZM152 196V197H151ZM66 197V198H65ZM68 197V198H67ZM71 197H73V198H71ZM76 199H75V198ZM102 197H104L105 199H101ZM124 197H125V199H124ZM127 197H128V199H127ZM134 197L135 198H139V199H134ZM32 198V199H31ZM38 198V199H37ZM44 198H46V201H45V199ZM50 198H52L53 200L52 201H56L57 199H59V198H61L60 200H57V202H52L51 200H50ZM55 198V199H54ZM65 198V199H64ZM79 198V199H78ZM82 198V199H81ZM85 198V199H84ZM89 198V197H88ZM114 198H116V199H114ZM119 198V199H118ZM122 198V199H121ZM129 198H131V199H129ZM158 198V199H157ZM37 199V200H36ZM48 199V200H47ZM73 199H75V200H73ZM109 201H107V200ZM159 199H161L160 200V202H159ZM39 200V201H38ZM67 202H66V201ZM68 200H69V202H68ZM86 201V203H84L85 201ZM104 200H105V202H104ZM118 202H117V201ZM120 200H122V202H120ZM125 200V201H124ZM132 200H133V202H134V205H135V203H136V205L137 206H140V204H144L142 207H144L145 206V208H142L141 206V208L139 207V209H138V207L136 206H131L132 204H133V202H132ZM136 200V201H135ZM142 200H141V202H142ZM152 200H154V201H152ZM157 200V201H156ZM33 203H32V202ZM38 203H37V202ZM45 201V202H44ZM60 201H62V202H66V203H63L65 206H62L61 204H62V202H60ZM79 201V204H77L76 202H78ZM84 201V202H83ZM99 201H100V204L102 205V203H105V204H103L102 205V207H101V205L100 204H98L99 203ZM103 201V202H102ZM114 202V204H115V208H114V204H113V202ZM129 201H131L132 203H129ZM149 201H150V203H155V204H153V205H150V203H149ZM47 202V203H46ZM59 202V203H58ZM73 202V203H72ZM110 202H111V204H110ZM120 202V203H119ZM126 202H128L127 204L128 205H130L131 207H133L132 208V210L130 209L129 210V208H130V206H128L127 205V207H126ZM138 202V203H137ZM37 203V204H36ZM40 203V204H39ZM49 203H53V204H49ZM77 204L76 206H82V204H84V206L83 207H76L74 204ZM88 203H90L89 205H91L92 203V208L91 207H87V204ZM119 203V204H118ZM124 203H125V205H124ZM260 203H262V204H260ZM56 204H58V206H59V208H61V207H63L62 209H60V210H64V211H66V213L64 214V212L63 211H60L59 212V214H58V211H59V209L57 208L58 206H56ZM94 204H96V206L94 205ZM113 204V205H112ZM149 204V205H148ZM165 204V203H164ZM252 204H255V205H252ZM256 204L257 205H259L258 207H256ZM38 205H40L41 207H43V208H35L34 206H38ZM44 205H46V207H48V208H44ZM49 205H50V207H49ZM69 205V206H68ZM72 205V206H71ZM98 205V206H97ZM148 205V206H147ZM166 205L168 206V203H166L165 204V206L164 207H166ZM97 207L96 208V210H94V207ZM104 206H106V207H104ZM112 206V207H111ZM152 207V210H150V208ZM156 206V207H155ZM159 206V207H158ZM253 206H254V210L256 211H254L252 208H253ZM52 207V208H51ZM74 208V210H72L71 211V209H73ZM76 207V208H75ZM126 207V208H125ZM129 207V208H128ZM149 207V208H148ZM156 209H155V208ZM157 207H158V210H157ZM252 207V208H251ZM262 207H263V209H262ZM83 208H86L85 210L83 209ZM110 210H109V209ZM137 209V210H135V213H136V211H137V213H136V216H135V218L134 219H136V217H137V215H139L140 216V214L142 215V214H144L145 213V215L144 216H146L145 218H144V216L142 217V216H140L141 217V220L144 218L145 220L147 219L148 220V222L149 223H147V220H146V223L142 220V222H144L145 224H144V226L147 224L148 226L149 225H152V224H154V225H152V228L154 229H158V231L157 230H155V231H157V232H155L154 230H152V228H151V230H150V228L149 227H147V230L149 231L150 230V232H152V233H150V232H148L147 230H145L146 228V226L143 228L146 232H143L144 230L142 229V226L143 225H140V218H139V216H138V220H139V222H137V219L136 220H132L133 219V216L135 215V213H134V210L133 209ZM147 208H148V210L149 211H151V213H150V220L148 219V215L146 214V213H148L147 211ZM260 208V209H259ZM75 209H77L76 211L78 212V213H80L82 216H80V214H78V213H73V211L74 212H76L75 211ZM82 209V210H81ZM88 209H92L91 211H88ZM99 211H98V210ZM103 209H105V210H103ZM107 209V210H106ZM115 209H117V211H118V214H115V212L117 213V211L115 210ZM145 209L147 210L146 212H144L143 213V211H145ZM154 209H155V211H154ZM162 211H161V210ZM246 209H247V211H246ZM49 210H52V211H49ZM55 210V211H54ZM56 210H57V212H56ZM84 210V211H83ZM86 210H87V212H86ZM115 210V211H114ZM127 210V211H126ZM129 210V211H128ZM260 210V211H259ZM261 210H263L262 212H261ZM119 211H125V213L126 214H129V213H127V212H130V220L131 221H129V219H128V217L127 216H125V217H127L126 219H127V221L128 222H130V223H128V225L126 224L127 223V221H126V219H125V221H126V223L124 222V220H123V224L121 223V222H118V225L116 226V222L118 221V219H119V221L121 220V218H123L124 216V214H122L121 215V212H120V215H119ZM139 211V212H138ZM261 212V214L259 213V212ZM108 212V213H107ZM154 212V213H153ZM155 212H158V213H160V215H163L164 214V216L166 217V215H167V218L168 219H170L169 221L170 222H172L170 225L172 226L171 227V229H170V227H169V225H166L168 228H169V230H171V232L173 231L174 233H176V234H173V233H171L170 231L168 232V230H166V229H168V228H166V229H164V230H166L165 232H166V234L165 233H160V231L161 232H164V230H163V228H165L164 226H165V224H163V222L162 223H160L159 221H164L165 219H167V218H165V217H163L162 218V216H159V214L157 215ZM53 213V214H52ZM69 213V215H67ZM101 213V214H100ZM112 213V214H111ZM140 213V214H139ZM76 214H78L79 216H77ZM103 214H104V216H103ZM114 214H115V216L117 217V219H115V220H117V221H113L114 219H113V216H114ZM125 214V215H126ZM149 214V213H148ZM169 214V213H168ZM174 214V213H173ZM244 214V215H243ZM259 214H260V217H259ZM55 215L57 216V217H55ZM63 215H65L66 217L65 218H63L62 219V217H64ZM73 215H75V216H73ZM87 215V216H86ZM96 216L97 217V215H98V217L100 218H98V219H95L96 217H94V216ZM101 217H100V216ZM111 215H113L112 216V220L110 219L111 218ZM4 216V217H5ZM58 216H59V218H58ZM80 219V222L79 221H77L78 223H75V221H72V223H71V219L72 220H76V219H78L77 217ZM85 216V217H84ZM90 216V217H89ZM103 216V217H102ZM115 216H114V218H115ZM121 216V218H119V217ZM238 216V219L236 220V221H240V217ZM245 216V217H246ZM263 216V217H262ZM3 217V218H4ZM8 217V218H7ZM72 217V218H71ZM74 217V218H73ZM91 217H93V218H91ZM159 217V218H158ZM224 218H225V216H223ZM2 218V219H3ZM70 218V219H69ZM83 218H86L84 221V225H85V223L87 224L86 226H88L89 227V225H91L89 228H87V233L86 232H84L83 233V231L82 230H84L85 231V229H83L84 227H86V226H82L81 225V222H82V224H83ZM111 220H109V219ZM165 218V219H164ZM10 220V222H11V226L9 225V220ZM67 219H69V222H68V220ZM93 219H94V221H93ZM108 219V220H107ZM151 219H153V220H151ZM155 219L157 220V222H158V224L156 223V221H155ZM161 219V220H160ZM67 220V221H66ZM96 220V221H95ZM5 221H8V223L6 224V222ZM104 221H109L108 223H110L109 225H108V223L106 222H104ZM132 221H136V223L135 224H137V226L139 225V227L138 228H141L143 231L141 232L142 234H144V236L142 235V236H140V234L141 233H139V231L141 230V229H137L136 228V225H134V223H132L131 224V222ZM168 221V220H167ZM168 221V222H169ZM253 221V222H254ZM14 223V225L15 226H17L18 227V235H15V234H13V232L15 233V231L13 230V228L15 227L14 225H13V223ZM67 222H68V224H67ZM74 222V223H73ZM88 222L90 223L89 225H88ZM98 222H99V224L101 223H104V225L105 224H107V225H105V227H104V225H99V227L100 226H103V231H101L102 233L100 234L99 232V228H98ZM151 222V223H150ZM252 222V221H251ZM97 223V225L95 226V224ZM114 223V224H113ZM139 223V224H138ZM225 223V224H224ZM239 223H242V222H239ZM119 224H121L122 225V227H120V225ZM131 224V225H130ZM142 224V223H141ZM159 224H160V226H159ZM177 224V225H176ZM228 224V225H227ZM19 225H21V226H19ZM77 225V226H76ZM134 225V226H133ZM158 225V226H157ZM80 226H82V228L80 227ZM111 227V229H110V227ZM126 226V227H125ZM129 226L131 227L130 228V230L131 229H133V231L132 232H130V230H127V229H129ZM175 226H176V228H175ZM11 227H13L12 229H11ZM80 227V228H79ZM93 227V228H92ZM109 228L108 230L110 231V230H112V231H107L106 230V228ZM116 227V228H115ZM124 227V228H123ZM133 227H135V230H134V228ZM157 227V228H156ZM161 227V228H160ZM94 229L95 230V228H96V231H97V229H98V233H99V235H101V236H97L96 235V231H91V233H88V231L89 230H92V229ZM101 229H102V227H100ZM121 229V232L123 233V231L122 230H126V232L128 233V231H129V233L132 235V236H130V234H129V236H128V234H126L127 236H125L124 237V234H125V232L122 234L119 230ZM233 228L235 229V230H233ZM25 229V230H24ZM100 229V230H101ZM162 229V230H161ZM177 231H176V230ZM223 229V228H222ZM232 229V230H231ZM241 229V230H240ZM30 231L29 233V235H31V236H33L32 237V240L33 241H35V242H37L38 241V239H36V236L38 235H35L34 236V232L35 233H39V234H41L42 235V237H40V235L39 236H37V238H41L39 241H41V242H43V241H45L48 237H50L49 239L50 240H48L47 239V244H45V242H43L45 245H46V247H43L42 245H44L43 243H42V245H41V243L38 245V246H40V247H43V248H45L44 250H43V248H41V250L42 251H46L47 252V254L49 255L50 254V256H48L47 257V255H46V253L45 254H42L41 255V252H40V248H37L38 246H35V248H36V250H35V248H34V244L35 245H37L36 243H29V245H31V246H33V248H34V251H36V252H34L32 249H30L29 248V251H30V253H28V249H26L25 247L27 246V247H29V245H27V243H26V240H27V242H28V239H30V238H27L29 235H27V237L25 238L24 236H26V232L25 231ZM33 230H34V232H33ZM124 230V231H125ZM139 230V231H138ZM245 230V231H244ZM252 230V231H251ZM259 230V231H258ZM16 231V232H17ZM20 231H21V233H20ZM33 233H32V232ZM138 231V232H137ZM188 233H187V232ZM227 231V232H226ZM250 231H251V234H250ZM258 231V232H257ZM25 232V233H24ZM27 232V233H28ZM92 232L94 233V234H92ZM103 232H105V234L103 235ZM112 232H114V234H118L119 235V232H120V235H122V240L120 239H117V238H119L120 236H118V237H116V236H114L113 235V233ZM137 234H136V233ZM148 232V233H147ZM153 232H155V233H153ZM215 234V236H214V234ZM244 232H246V233H244ZM253 232V233H252ZM258 233V235H260V236H258V239L257 238H255L256 237V234ZM109 233V234H108ZM158 233V234H157ZM159 233H160V235H159ZM176 238H174V237H171L170 238V236L169 235H171V234ZM180 233L181 234H184V235H181V236H179V237H182V238H179L178 237V235H180ZM191 234V236L193 235H196V236H194V238H193V236L191 237H188L189 235H187V234ZM210 233H209V235H210ZM216 233L218 234V235H216ZM221 233V232H220ZM242 233V234H241ZM248 233V235L249 236H251V237H249V236H247L246 234ZM23 234H25V235H23ZM33 234V235H32ZM88 234V235H87ZM90 234V235H89ZM92 234V235H91ZM106 234H108V235H106ZM137 235V236H139L140 238V240H136V239H138V237L137 236H133V235ZM139 234V235H138ZM145 234H146V237H145ZM150 235L152 238H155V236L157 237H160L161 236V238L162 237H164V238H162V240H159V238L157 237L156 239H157V242L159 241V244H153L152 243V241H151V239H149L150 241H151V243L150 244H148V246L150 247H148V248H146L145 249V247L147 246L146 244H147V242H149L148 241V235ZM167 234H169V235H167ZM213 234V235H212ZM238 234H239V236H238ZM244 234V235H243ZM45 235V236H44ZM94 235H96L97 237H95ZM112 235H113V237H112ZM153 235V236H152ZM167 235V236H166ZM240 235H241V237L242 236H244L243 238H241L240 237ZM21 237V241L18 239V240H15V239H17L18 237ZM88 236H89V238H88ZM92 236V237H91ZM185 236L188 238V239H190L191 241V243H194V242H196V238L197 239H199L200 238V241L201 240H203L204 239V237H205V242L204 243H206V245H205V247L204 248H208V251L207 250H204L203 249V245H204V243H202L203 241H201V244L199 243V241L198 242H196L198 245H196V243H194V245L195 246H197L196 247V249L198 250V253H197V256H196V253H195V248H194V250H193V245H191L190 244V242H189V240L187 239V238H185ZM203 236V237H202ZM230 236V237H229ZM248 238L249 237V239H245L246 237ZM255 236V237H254ZM263 236V238H261V240H262V242H261V240L259 239V237H262ZM16 237V238H15ZM43 237H46V238H43ZM116 237V238H115ZM124 237V238H123ZM134 237H137L136 239L134 238ZM170 238V239H168V238ZM184 237V238H183ZM196 237V238H195ZM214 237H216V238H214ZM234 237V238H233ZM23 238H25L24 240H25V246H24V243H23ZM112 238H114V239H112ZM126 238V239H125ZM128 238H129V240H128ZM141 238H142V240H144L143 238H145V245L144 246H142L143 244H142V240H141ZM201 238H203V239H201ZM209 238V237H208ZM213 238V239H212ZM228 238V239H227ZM233 238V239H232ZM240 238V239H239ZM131 239H135L136 240V244L134 243L135 242V240H133V241H131ZM146 239H147V241H146ZM173 239V240H172ZM181 239V240H180ZM186 239V240H185ZM193 239H195L194 241H193ZM227 240V241H224V240ZM233 240L232 242V244H234V245H231V243H230V240ZM245 239V240H244ZM250 239H251V241H250ZM254 239V240H253ZM32 240L30 239V241L32 242ZM37 240V241H36ZM56 241L55 243L53 242V241ZM101 240V241H100ZM113 240H114V242L115 241H117V240H119V241H117V242H115V243H117V245H118V247H115V246H113V244H112V248L114 249V250H112V248H111V250H112V252H111V250L110 249H108L109 247H111V241L113 242ZM125 240H126V242H127V240H128V243L126 244V242H125ZM168 240V241H167ZM172 240V241H171ZM183 240V241H182ZM185 240V241H184ZM188 240V241H187ZM244 242L243 243V245L241 244L242 243V241ZM53 242L52 244L50 243V248L49 249H51L50 251H49V249L47 250L46 248H48L47 246H48V244H49V242ZM120 241H121V243H120ZM124 241V242H123ZM130 241L132 242V243H130ZM139 243H138V242ZM141 241V242H140ZM153 241L155 242V243H157L156 242V240L155 239H153ZM162 241V242H161ZM164 241H166V242H169V244H167L166 242H164ZM193 241V242H192ZM207 241L210 243V244H208L207 243ZM224 241V242H223ZM241 241V242H240ZM248 241H249V243H248ZM259 241V242H258ZM98 242H100V243H98ZM118 242H119V244L122 246H124V247H126V249H124L123 248V246H122V248L124 249V250H122V249H120L121 247L119 246V244H118ZM123 242V243H122ZM187 242H189V243H187ZM225 242H227L226 244H223V243H225ZM236 243V245H235V243ZM252 242V243H251ZM62 244L61 246L59 245V244ZM103 243H107L108 244V246H109V243H110V246L108 247L107 246V244H106V246H105V251H103L102 250V245H103ZM130 243V244H129ZM164 243V244H163ZM242 245V246H245L244 248L240 245V244ZM246 243V244H245ZM251 243V245H250V249H249V244ZM33 244V245H32ZM54 244H56V245H54ZM98 244L100 245V246H98ZM185 244V248H187L188 246V248L189 249H186L185 250V248H183V245ZM212 244V245H211ZM215 244H214V246H215ZM220 244V243H219ZM220 244V245H221ZM230 244V245H229ZM240 246H238V245ZM44 245V246H45ZM53 246V248L54 249H56V253H57V255L60 253V252H58V251H61L62 250V246H63V250H62V254H63V256L65 255V252L66 253H71L70 255H73V257H69V258H67V256L65 257V258H67V260H64L62 257H59L60 259L58 260V258H56V256L55 255H53V254H55L54 253V251L55 250H53L52 251V246ZM57 245H58V247H57ZM116 245V246H117ZM127 245V246H126ZM129 245V246H128ZM132 245V246H131ZM138 245H141V246H139V247H141V248H139L138 247ZM152 245V246H151ZM172 247V248H169V250H167V251H165V249H167V247ZM176 245H177V247H176ZM180 245V246H179ZM208 245V246H207ZM229 245V246H228ZM263 245V246H262ZM7 246H10V249H9V247H7ZM60 246V247H59ZM101 247V251L105 254V252H106V254L104 255V254H102V252H100V250L98 249V247ZM137 246V247H136ZM161 246V247H160ZM207 246V247H206ZM213 247V249L214 250H212V247ZM226 246H228V248L226 247ZM232 246H235L236 248H234L235 250H239L240 249V251L243 253V254H241V255H238L237 253L239 252V254H240V251H238V252H234V251H232ZM254 246V247H253ZM259 246V247H258ZM7 247V248H6ZM106 247H108V248H106ZM159 247V248H158ZM165 247V248H164ZM199 247H201V249L203 250V251H205V252H203L202 250H200V248ZM242 247V248H241ZM248 247V249H247V251H245V248H247ZM251 247H253V248H251ZM12 248H13V251H12ZM61 248V249H60ZM69 248V249H68ZM115 248H118V251H117V249H115ZM128 248H131V249H128ZM135 250H134V249ZM158 248V249H157ZM161 248V250H162V252L160 253V251H159V249ZM182 248V250H184V251H182V250H180ZM221 248V249H222ZM226 248V249H225ZM229 248H231V250H229V253L228 254H226L227 253V251H228V249ZM238 248V249H237ZM255 248H257V249H255ZM6 249H7V252H6ZM22 249V250H21ZM60 249V250H59ZM106 249H108L107 251H106ZM143 249V251H141ZM152 249V250H151ZM156 249V250H155ZM171 249H173V252H174V250H176L177 251V249H179L178 250V252H181V254H179L178 252H176L175 251V254H173L170 250ZM191 249V250H190ZM210 249H211V251H212V253H210ZM217 251H216V250ZM222 249V250H223ZM254 251H256L255 253H253V250ZM259 249H263V250H260L259 252H258V250ZM15 250V251H14ZM18 252H17V251ZM58 250V251H57ZM110 250V251H109ZM121 250V251H120ZM30 255V257L29 256H27V255H25L24 253H26V252ZM138 251V252H137ZM141 251V252H140ZM159 253H158V252ZM192 251V252H191ZM207 251V252H206ZM216 251V252H215ZM220 251V250H219ZM249 251V253H247ZM15 252V253H14ZM16 252H17V254H16ZM167 252H168V254L170 255H165L164 253H166L167 254ZM201 252V253H200ZM245 252V253H244ZM262 252V253H261ZM21 253H23V254H21ZM26 253V254H27ZM32 253H34V254H32ZM43 253V252H42ZM110 253V254H109ZM153 253V254H152ZM192 253H193V255H192ZM200 253V255L198 256V254ZM202 253H203V255H202ZM210 253V254H209ZM221 253V252H220ZM230 253H232V254H230ZM257 253H259V257H258V255H257ZM11 254V255H10ZM108 254V255H107ZM145 254V255H144ZM151 254V257H152V259H149V255ZM159 254H160V258H158V256H159ZM204 254H205V258H204ZM213 254H215V255H213ZM237 254V255H236ZM9 255H10V258H9ZM61 255V253L59 254V256ZM68 255V254H67ZM129 255H134V257L132 256V258H131V260H130V257H129ZM148 255V256H147ZM164 255V256H163ZM186 255V256H185ZM217 255H219V257L217 256ZM225 255H229V256H227L228 257V259L227 258H225L224 260L222 259V258H220V257H225ZM33 256V257H32ZM128 256V257H127ZM145 258H144V257ZM147 256V257H146ZM193 256V257H192ZM211 256H213V258L211 257ZM249 256V257H248ZM254 256V257H253ZM13 257V258H14ZM20 257V258H19ZM38 257V256H37ZM41 257V258H42ZM53 257V258H52ZM55 257V258H54ZM58 257V256H57ZM141 257H142V259H141ZM196 257L197 258H199V259H196ZM257 257V258H256ZM9 258V259H8ZM14 258V260H16ZM24 258V259H23ZM29 258L30 259H32V260H29ZM51 258V259H50ZM144 258V259H143ZM173 260H175L174 259V257H171ZM214 258H220V259H218L220 262H222V263H220L219 261L218 262H216L217 260H215ZM256 258V259H255ZM261 258V259H260ZM43 259V258H42ZM72 259V260H71ZM125 259H129L128 261H129V263H128V261L126 260V262H125ZM149 259V260H148ZM159 259H160V261H159ZM164 259V260H163ZM227 259V260H226ZM254 259H255V262H253L254 261ZM17 260H16V262H17ZM56 260H57V262H56ZM63 260H64V262H63ZM145 260V261H144ZM154 260V261H153ZM196 260V261H195ZM198 260V261H197ZM259 260V261H258ZM10 261L8 262V263H10ZM48 260H45V264H48L49 262H47ZM50 261V264L52 263ZM187 261H189V259H187ZM186 261V262H187ZM215 261V262H214ZM226 261V262H225ZM260 261H263V263L262 262H260ZM3 262V263H2ZM11 262V264H13ZM17 262V263H18ZM63 262V263H62ZM81 262V263H80ZM85 262V263H84ZM135 262V263H134ZM162 262V263H161ZM189 262V264H191ZM239 262H241V263H239ZM253 262V263H252ZM17 263H15V264H17ZM18 263V264H19ZM136 263V264H137ZM140 263H138V264H140ZM248 263V264H249ZM118 264V263H117ZM120 264V263H119ZM187 264H188V262H187ZM227 264V263H226Z\"/></svg>", "mask_w": 264, "mask_h": 264}]
</instances>
